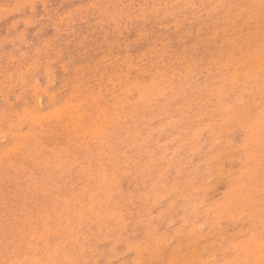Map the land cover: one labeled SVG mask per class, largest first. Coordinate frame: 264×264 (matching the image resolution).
I'll use <instances>...</instances> for the list:
<instances>
[{
  "label": "rangeland",
  "instance_id": "374dc122",
  "mask_svg": "<svg viewBox=\"0 0 264 264\" xmlns=\"http://www.w3.org/2000/svg\"><path fill=\"white\" fill-rule=\"evenodd\" d=\"M115 2L117 4H115ZM142 6H144V7H142ZM75 7L76 8L78 7V9H76ZM244 10H246L247 13ZM256 10H257V12L258 11L259 12L257 13ZM154 11H156L157 14ZM238 11L240 12V14H237ZM145 12H146V14H145ZM250 14H252V15H250ZM263 16H264V0H191V1L190 0H153V1L152 0H143V1L142 0H0V87H1L0 88V92H1V94H0V114H1L0 115L1 116L0 117V120H1L0 121V124H1L0 130H2V132H3V133H1V131H0V134H2V135H0V148H1L0 149V223L3 224V226L0 224V228L2 227V229H0L1 230V232H0V243H1V245H2V242H4L2 245V247H4V248H2L0 245V261L3 258L6 259V260L3 259L2 262H0V264L1 263L7 264V262H9L8 264H14V263L15 264H26V262H27V264H30V262H31V264H33V262H34V264H40V263L41 264H51V263L52 264H77V263L78 264H86V263H88V264H98V263L99 264H115L116 263L117 264L118 261L120 260V258H121V260L119 261L120 264H126V263L127 264H129V263L130 264H133V263L134 264H136V263L140 264L139 262H141V264H147V263L152 264V262H153V264H167V263H169L168 259H170L171 264H178V263L182 264V262L186 263V264H188V263L189 264H207V262H208V264H228V263L229 264H245V263H247L245 261H248L247 264H252V263L253 264H256V263L263 264L264 263V261H263L264 260V257H263L264 254L261 255V253H264V248H263L264 247L263 246L264 245L263 244L264 243V215H263L264 214L263 213L264 212V172H263L264 171V163H263L264 162V158H263V156H264V145H263L264 144V139H263L264 138V133H263V131H264V105H263L264 104V96H263L264 95V75H263V73H264V17ZM252 18H254V19H252ZM224 28H226L227 30L225 29L223 31ZM252 30H253V32H252ZM246 31L249 34L246 33ZM250 31L252 34L250 33ZM256 32H258V33L256 34ZM261 33H262V36H261ZM246 35L247 36L250 35L249 38ZM252 35L254 37V40H253ZM244 36H246V37L244 38ZM196 38H197V40H196ZM181 40H182V42H181ZM201 41H202V43H201ZM232 42L234 44H232ZM235 42H236V46H234ZM245 43H247V44H245ZM230 45H231V47H230ZM223 48H225V49L223 50ZM168 54L171 56L169 57ZM106 55H107V57H106ZM177 55L180 56L181 58L178 57ZM9 56L11 59L9 58ZM174 56L175 57L177 56L178 58L177 57L175 58ZM257 56H258V58H257ZM259 56H262V57L259 58ZM13 57H16V58H13ZM182 57H183V59H182ZM7 59H8V61H7ZM13 59L14 60L17 59V60L14 61ZM98 59H100V60H98ZM9 60H10V62H9ZM11 61H12V65H11ZM125 62L127 65L125 64ZM32 65H33V67H32ZM60 66H62V67H60ZM27 68H29V69H27ZM260 70H261V72H260ZM112 71H114V72L112 73ZM126 72H128V73H126ZM136 72H137V74H136ZM138 72H140V73H138ZM107 73H108V75H107ZM260 73H261V76H260ZM111 74H113L112 78L109 77V75L111 76ZM197 74L199 76H197ZM17 76L19 78H17ZM118 76H120V77H118ZM217 76H219V77H217ZM222 76H223V78H222ZM50 77H51V79H50ZM72 77H73V79H72ZM216 77L218 78V80H215ZM254 77H256V79ZM182 78L185 80L182 81L183 80ZM251 78H254V79H251ZM11 79H12L11 82L8 81ZM100 79H102V80H100ZM22 81H23V84H22ZM76 81H77V83H76ZM217 81H219V82H217ZM20 82L23 86L20 84ZM103 82H104V84H103ZM100 83H102V84H100ZM117 83H118V85H117ZM244 83H246V84H244ZM9 84H10V86H9ZM35 84L37 86H35ZM78 84H79V86H78ZM141 84H143V85L141 86ZM144 84H147V85L145 86ZM235 84H236V87L234 86ZM250 84H251V87H250ZM73 85L75 86L74 88H72ZM96 85H97V87H96ZM188 85H189V87H188ZM252 85H254V87ZM27 86L28 87L32 86V88H33V86L39 87V88L34 89V90L38 89L39 92H38V90L33 91V89L31 87L29 89ZM80 86H81V88H79ZM172 86H174V87H172ZM183 86L186 88H184ZM240 86H242V87H240ZM8 88H10L11 90L9 89V91H8ZM45 88L47 90H45ZM69 88H71V89H69ZM224 88L227 91H225ZM26 89L28 91H26ZM43 89L45 91H47V92L44 91L45 92L44 94L42 91ZM169 89H170V91H169ZM6 90L8 92H6ZM73 90L75 92H73ZM228 90H230V91L232 90V91L230 92ZM233 90H234V92H233ZM239 90H240V92H239ZM2 91H4V94ZM79 91H81V92L79 93ZM216 91H217V94L222 92L221 94H219L220 97H219V95H216ZM27 92L30 95H28ZM178 92H179V94H177ZM227 92L229 93L228 94L229 96L226 95ZM232 92H233V94H232ZM33 93L35 95H31ZM50 93H51V95H49ZM84 93H85V96H84ZM88 93H89V96H88ZM115 93H116V95H115ZM210 93H212V94L210 95ZM41 94H42V96H41ZM45 94L46 95L48 94L49 96H45ZM52 94H54V96H53L54 99L52 98ZM36 95H38V98H36L38 100H36V99L32 100V96H33V98H35L34 96H36ZM92 95H94V96H92ZM50 96H51V98H50ZM161 96H163V97H161ZM171 96H173V97H171ZM256 96H257V98H256ZM48 97L50 98V101L48 100ZM90 97L92 98L93 101H91L89 99ZM164 97L167 98V100ZM217 97H218V99L222 97L223 98V99L221 98L222 101H221V99L216 100ZM26 98H27V100H26ZM126 98L127 99L130 98L133 101H131L130 99L126 100ZM234 98H236V99H234ZM63 99L65 100L66 103L64 102ZM106 99H108L109 101H107ZM168 99H170V100H168ZM258 99H259V101L257 102ZM58 100L61 101L62 103L58 102ZM163 100H165L166 102ZM205 100H207V101H205ZM37 101H38V103H37ZM68 101H70V102H68ZM81 101H83L84 103ZM130 101L132 103L131 105L129 104ZM217 101H218V103H217ZM34 102H35V104H34ZM77 102L81 103V105ZM90 102H92V103L94 102V103L88 104ZM127 102H128V104H126ZM203 102H204V104H203ZM208 102H209V104H208ZM36 103L39 105H37ZM85 103H87V104H85ZM161 103L162 104L164 103L163 107L167 103V105H166L167 107H164V109H163L162 106H160V105H162ZM173 103H175V104H173ZM224 103H226L225 105H227L226 108H224L225 107ZM51 104H52V106H55L54 108L57 111L59 110L58 112L57 111H54V112H56L55 114H57V116H60L61 119L58 117L60 119V121L58 120V118H56L57 116L53 114V110H52L53 107L50 108ZM68 104H69V106H68ZM75 104H76V106H75ZM70 105L73 107H71ZM88 105L93 106V107H90L91 109L92 108L93 109L90 110V108H88L89 107ZM218 105H219V109H218ZM24 106H26V107H24ZM61 106H62V108H61ZM63 106H65L64 107L65 110L69 107L68 108L69 112L67 110L63 111ZM96 106H98V107H96ZM155 106L157 109L155 108ZM157 106L160 107V109ZM70 107H71V110H69ZM74 107H75V110H73ZM77 107L79 109H82V110L85 109L86 111L85 110L84 111L78 110L79 111L78 112L76 110ZM185 107H186V109H185ZM221 107H222V110H220ZM250 107H251V109H250ZM146 108H147V110H146ZM24 109L27 111V113L25 112ZM88 109H89V111H88ZM223 109H225L227 111L225 112V110L223 111ZM11 110L13 113L11 112ZM36 110L38 111V114H37ZM45 110H46V114H42V112L45 113L44 112ZM72 110L76 111V112H74V114H72L73 113ZM117 110H118V112H117ZM240 110H241V112H240ZM14 111H16V114H15L16 116L15 115L13 116V114L15 113ZM47 111H49L50 113ZM70 111L72 112L70 114V117L72 119L69 116H68L69 118L67 117V112L69 114ZM119 111H120L119 115L121 117L118 115ZM133 111H135V112H133ZM162 111L164 113H162ZM29 112H32V113L30 114ZM80 112H82V113L80 114ZM114 112H115V114H114ZM141 112H143L144 114L143 113L141 114ZM21 113L22 114L25 113V114H23L25 116H28L30 114L29 115L30 117L28 116V117L22 118V119H26V121H24V120L22 121V119H20L21 120L20 121L18 118H21V117H18V115L20 114L19 116H21L22 115ZM47 113H49L52 117L50 115H48ZM133 113H134V116H133ZM169 113H171V114H169ZM75 114H79L80 116L78 115V118L81 117L82 119L81 118L79 120H78V118L76 119L77 115L75 116ZM113 114L115 116H113ZM137 114H139V115L137 116ZM151 114H153V115H151ZM229 114H231V115H229ZM6 115L8 116V118ZM36 115H37V117H36ZM44 115L45 116L47 115L46 118L44 117ZM124 115H125V117H124ZM144 115L146 118L144 117ZM163 115H165V116L167 115V116L164 117ZM220 115H222V116H220ZM228 115H229V117H228ZM31 116H33V117H31ZM49 116L51 117V119H49ZM93 116H95V117H93ZM101 116H103V118ZM179 116L181 118H179ZM42 117L44 119H42ZM54 117L57 119L58 122H56V119H54ZM62 117L64 119H62ZM88 117H90V118L88 119ZM128 117H130L132 120ZM149 117H151V120H148ZM225 117H227V118H225ZM258 117L263 119V121L258 120L259 119ZM67 118L69 119V122H68ZM141 118H142V120H141ZM143 118L145 121L143 120ZM174 118H176L177 121H180V119H181V121H180L181 125L179 122L178 123L175 122L176 119H174ZM229 118H231V119H229ZM256 118H257L258 122L261 121V122H259L261 124H259L257 121H255ZM2 119H4V120H2ZM29 119L31 120L32 124L30 121H28ZM34 119H35V121H38V120H40V121H38V123H37V122L33 121ZM120 119H121V121L123 120V122H121ZM136 119H137V121H136ZM222 119H224V120H222ZM46 120L48 121V124H47V122H45ZM70 120H71V124L66 126L67 123L68 124L70 123ZM81 120H82V122H80ZM172 120H174V121H172ZM245 120L246 121L248 120L247 122L250 124L246 123ZM43 121L47 125L44 124ZM49 121H51V122H49ZM74 121L76 122V125L74 124L75 123ZM78 121H79V124H78ZM88 121H90V123ZM254 121L256 123H254ZM11 122H13V123H11ZM52 122H53V124H52ZM61 122L63 123V125ZM64 122L66 124H64ZM136 122L138 123L137 126H135ZM140 122L143 123V124L141 123V125L143 127H141ZM165 122H167V123H165ZM224 122H226V123L224 124ZM3 123L6 124V126L3 125ZM58 123L61 125H59ZM164 123L167 125H164ZM242 123H243V125H242ZM20 124H21V126L19 127L18 125H20ZM50 124H52V125H50ZM72 124L74 125V128H72V126H73ZM168 124H169V126H168ZM176 124H178V125L176 127H174V125H176ZM43 125H45V126L43 127ZM53 125H54V127H53ZM64 125H65V127H68V130H67L68 132L65 130V127H62ZM77 125L80 126V128L83 126L82 128H84V129L81 128L82 130L79 131L80 128L78 127V130H77L76 129ZM91 125H93V127ZM160 125H162V126H160ZM163 125H164V127H166V128H164L165 130L163 129ZM3 126H5V127H3ZM38 126H39V128H38ZM158 126L162 127V128L160 129ZM17 127H18V129H17ZM35 127H37V128H35ZM40 127H41V131H40ZM52 127L54 128V130L52 129ZM59 127L60 128L62 127V129H60ZM89 127L92 129V130L91 129L90 130L93 131L91 133L95 132L93 134L94 136L90 133ZM102 127L104 130L102 129ZM5 128L8 130H6ZM96 128H98V129H96ZM156 128H158V129H156ZM173 128H174V130H173ZM202 128H204V129H202ZM211 128H212V130H211ZM240 128H242V129H240ZM251 128H252V130H251ZM31 129H32V131H30V132H26V133L24 132L25 130L29 131ZM117 129H119V131H117ZM125 129H126V131H125ZM153 129H154L155 133H153L154 132ZM21 130L23 131L22 133L25 134L24 136H22L23 134H21ZM60 130H62V132L63 131L64 132L62 133ZM73 130L75 131V133L77 135L75 133H72ZM192 130H193V132L195 131V133H193ZM210 130H211V132H210ZM18 131H20V132H18ZM96 131L98 132L99 135L97 134ZM136 131H138V132H136ZM217 131H218V133H215ZM219 131H221V132H219ZM11 132H13V133H11ZM47 132H49V133H47ZM50 132H52V133L50 134ZM129 132H130V134H127ZM18 133L21 135L18 136ZM57 133H59V134H57ZM68 133H70V134H68ZM78 133L79 134L82 133V134L79 135ZM83 133H85V134H83ZM86 133L90 134L95 139H93L91 136H89ZM209 133L212 135L210 136ZM214 133L216 136H214ZM10 134H15V135L13 137V135H10ZM29 134H31V135H29ZM65 134H67L66 137H65ZM73 134H75V136ZM119 134H120V136H119ZM147 134L150 135L151 137H149ZM54 135H56V136H54ZM109 135H110L111 139L109 138ZM115 135H116V137H113ZM255 135L257 136L258 139H256ZM70 136H71L72 140L70 139ZM146 136H148V138ZM194 136H196L197 138L195 137L196 138L195 139ZM258 136H260V137H258ZM59 137H60V139H59ZM82 137H84V138H82ZM88 137L89 138L91 137V139H89ZM135 137L136 138L138 137V138L136 139ZM174 137H176V138H174ZM22 138H24V139H22ZM40 138H41V140H40ZM1 139H3V140L1 141ZM46 139L48 140V142ZM113 139L114 140L117 139L116 144H114L115 141H113ZM178 139L180 142L178 141ZM187 139H189V140L187 141ZM193 139L197 143V145H196L197 149L199 147L198 150H196L194 148L195 142L193 141ZM52 140H54V141H52ZM60 140H61V142H60ZM91 140H94V141H91ZM133 140H134V142H133ZM166 140H167V142H166ZM168 140H169V142H168ZM111 141H113L114 145L112 144ZM135 141H136V143H135ZM143 141H145V142H143ZM173 141H175V142H173ZM189 141H190V143H189ZM215 141L219 142V143L217 144ZM72 142H74L75 144ZM80 142H82V143H80ZM91 142H93V143H91ZM108 142L109 143L111 142V144H109ZM184 142H186V143H184ZM202 142H205L206 145L205 144L203 145ZM258 142H259V144H258ZM63 143L68 148L66 146H64ZM161 143L162 144L167 143V144L163 146ZM13 144H17V145L13 146ZM19 144H20L19 148H21V149L18 148ZM83 144H87V145H83ZM98 144H99L100 149L97 146ZM118 144H120V145H118ZM121 144H123V145L121 146ZM130 144H131V146H133V145L134 146L131 148ZM145 144H146V146L148 144V146L146 147ZM184 144L187 147L186 146L183 147ZM200 144L203 145L201 148H200ZM77 145H78V148H77ZM80 145H81V148L79 147ZM82 145L86 146V148L89 146V148H87V150H86V148L85 147L83 148ZM108 145H110V146H108ZM171 145H173V146H171ZM229 145H231V147ZM129 146H130V148H129ZM227 146H229V147L227 148ZM12 147H14L13 150H12ZM15 147H17V148H15ZM73 147H76V148L73 149ZM114 147H115V149H113ZM178 147L180 149H176ZM232 147L234 150H232ZM2 148H3V150H2ZM22 148H23V150H22ZM111 148H112V151L110 150ZM136 148H138V149H136ZM192 148L194 149V151L190 150ZM206 148H207V150H206ZM128 149H130V150H128ZM134 149H136V150H134ZM174 149L176 150V152ZM10 150H12V151L10 152ZM107 150L109 151V153ZM150 150H152V151H150ZM173 150L175 152L174 155L175 154L177 156L179 155L178 157L177 156L175 157L173 155V152H172ZM3 151H5V153ZM7 151H9L10 155ZM91 151H93V152H91ZM94 151L95 152L99 151L98 152L99 154L95 155L97 153H95ZM250 151H251V154L249 153ZM42 152H44V154ZM105 152H107V153H105ZM125 152H126V155L124 154ZM134 152H139V153L137 155V153H134ZM164 152H165V154H168V155H165ZM229 152H231V153H229ZM119 154L120 155L122 154V155L120 156ZM112 155H114L116 158ZM164 155L166 157H164ZM126 156H127L129 161L127 160ZM131 156L133 158H131ZM135 156H139V157H135ZM214 156H215V158L213 159ZM86 157H87V160H86ZM158 157H160V158H158ZM244 157H246L248 159H246ZM117 158H119V160H117ZM161 158H163V159H161ZM185 158H186V161H182V159L185 160ZM114 159L117 161H114ZM176 159H177V161H176ZM123 160H125L124 163H123ZM145 160H147V161L145 162ZM155 160L157 162H155ZM164 160H165V162H164ZM171 160H173L174 162H171ZM239 160H241V161H239ZM247 160H249V161L247 162ZM111 161H112L111 164L107 163V162L110 163ZM135 161H137V163ZM161 161H163V162H161ZM206 161H208V162H206ZM154 162L156 164H154ZM168 162L170 164H167ZM175 162L176 163L178 162V163L176 164ZM184 162H186V164ZM241 162H242V164H241ZM160 163H161V165H160ZM172 163H174V165L176 167L172 166ZM103 164L105 166H103ZM142 164H143V166H142ZM144 164H148L147 165L148 167L146 165L144 166ZM257 164L259 166H257ZM132 166L137 167V168H135L136 170H134L132 168ZM149 166H150L151 170H149L150 169ZM240 166H241V168H240ZM121 167H122V169H121ZM166 167L168 168V170ZM186 167H187V169H186ZM251 167H252V169H251ZM71 168H72V170H71ZM128 168H132V169H128ZM142 168H143V171L146 170L148 172L145 171L142 173ZM146 168H148V169H146ZM163 168H164V170H163ZM113 169H115V170H113ZM118 169L121 171L122 174L120 172L116 171ZM140 169H141V171H139ZM160 169L163 170L165 173H163V171H161ZM165 169L167 170V172ZM183 169H184V172H186V174L182 171ZM198 169H199V171H198ZM256 169H258V170L256 171ZM259 169H261V172ZM88 170H90V171H88ZM125 170L128 173L129 172L130 173L128 174ZM170 170H172L171 171L172 173L170 172ZM102 171L104 172V174H107V175H104ZM131 171H134V172H131ZM137 171L139 172V174H137L138 173ZM176 171L178 174L174 173ZM209 171L211 172V174ZM155 172L157 173V175H155L156 174ZM96 173H98V174H96ZM99 173H102L103 176L99 175ZM240 173L242 174V176H237V175H241ZM253 173L254 174L256 173L257 175L255 174V176H254ZM146 174L148 175V177L146 176ZM158 174L161 175V176H159L160 179H157V178H159ZM123 175H125V176H123ZM126 175H127V177H126ZM235 175H236V178L239 177V178H237V181H236V179H234V180L232 179V178H235ZM251 175H253V177ZM165 176L167 179L164 178ZM102 177H103V180L100 181L102 179ZM118 177H119V179H118ZM130 177H134V178H130ZM142 177H144V178H142ZM155 177H157V178H155ZM229 177L230 178L232 177L231 178L232 180ZM136 178H137V180H136ZM161 178L164 179L165 181L161 180ZM174 178H175V180H174ZM90 179L92 180V182H90L91 181ZM238 179H240V180H238ZM97 180H99V181H97ZM129 180L131 183L128 182ZM139 180H141V181L143 180L142 182L140 181L141 184L138 182ZM155 180H157V181L155 182ZM114 181H115V183H114ZM235 181H236V183H234ZM262 181H263V183H262ZM86 182H87V184H85ZM108 182H110V184ZM166 182H167V184H166ZM102 183H103V185H102ZM148 183H150V184L148 185ZM230 183L231 184L233 183L232 186L229 185ZM96 184H98V185H96ZM105 184H107V185H105ZM113 184H115V185H113ZM136 184L138 185L137 187H135ZM145 184H147V185L145 186ZM142 185H143V187H142ZM164 185L167 188H165ZM98 186H100V187L98 188ZM109 186H110V188H108ZM113 186H116V187H113ZM173 186H174V188L171 189V187H173ZM216 186H217V188H216ZM111 187H113L114 190ZM261 187H263V188L261 189ZM116 188L118 190H116ZM136 188L139 190H137ZM142 188H143V190H141ZM150 188H152V189H150ZM182 188H183V191H182ZM101 189L102 190L105 189V190H103V192H102ZM135 189H136V191H135ZM160 189H162V190H160ZM167 189H168V192H165ZM67 190L70 191V192L68 191L69 194H67L68 193ZM92 190L95 191L93 194L90 193V191L93 192ZM100 190H101V192H100ZM172 190H174V192H172ZM72 191H73V193H72ZM97 191H98V194H97ZM190 191L192 193H190ZM195 191H196V193H195ZM225 191H226V193H225ZM76 193H78V194L76 195ZM87 193L90 194L89 195L90 197L88 196ZM108 193H110V194H108ZM58 194L61 196H59ZM72 194H73V196L74 195L75 196L73 197ZM79 194H80V196H79ZM144 194L146 195V197H150V198H147L148 201L146 200V197H143ZM165 194L169 195V196L165 197ZM94 195H98V196L96 197ZM126 195H127V197H126ZM157 195H158V197L161 195L159 200H158ZM110 196H112V197L110 198ZM183 196H185V197H183ZM103 197L104 198L106 197V198L104 199ZM124 197H126V198H124ZM132 197H133V199H131ZM60 198L62 200H63V198H65L64 199L65 202H62V200ZM73 198H75V199H73ZM234 198H235V200H234ZM77 199L78 200L80 199V200L78 201ZM108 199H109V201H108ZM138 199L140 201L144 200L145 202L144 201H142V202L137 201ZM161 199H163V200H161ZM127 200L128 201L130 200V201L128 202ZM95 201H96V203H94ZM99 201L101 204L97 203ZM199 201L201 202V204ZM214 201H217V202H214ZM247 201L249 204L247 203ZM77 202H79L81 204L79 205ZM152 202L155 204H153ZM211 202H213V203H211ZM240 202H242V203L240 204ZM53 203H54V206H53ZM68 203H69V205H68ZM86 203H87V205H86ZM130 203L131 204L133 203V204L131 205ZM143 203L144 204L146 203L148 206L146 204L144 205ZM158 203H159V205H158ZM161 203H163V204H161ZM168 203L170 205L172 204L171 207H167V206H170V205H168ZM183 203H185V204H183ZM194 203H195V205H198L197 208L194 206ZM206 203H208V204H206ZM112 204L113 205L115 204V205L112 206ZM67 205H68V207H67ZM104 205H105V207H104ZM151 205H153V206H151ZM155 205H157V206H155ZM238 205H239V207H235L236 208L235 209L234 206H238ZM83 206H85V207H83ZM90 206H93V207L91 208ZM146 206L148 208L149 207L150 208L148 209ZM240 206L241 207L243 206V208H241ZM57 207H59V208H57ZM164 207H166V208L161 213V211L164 209ZM60 208H61V210H59ZM64 208H66V209H64ZM123 208L125 210H123ZM170 208L172 209V211L174 213L173 212H171L172 214L170 213V211H171ZM224 208H226V210ZM70 209L73 211H71ZM87 209L88 210L90 209L89 212H91L92 214H90L87 211ZM113 209L116 212L115 214L113 213ZM121 209H122V211H121ZM128 209L130 211H128ZM151 209H152V211H151ZM155 209H156V211H155ZM42 210H43V212H42ZM68 210H70V211H68ZM84 210H85V213H84ZM95 210H97L98 212H96ZM31 211H32V213H31ZM63 211H64V213H63ZM75 211L77 212L78 215L76 214ZM146 211H147V213H146ZM208 211L210 212V214ZM191 212H192V214H191ZM218 212H219V214H218ZM82 213H84V214L82 215ZM143 213H144V216H143ZM207 213L209 215H207ZM41 214H43V216L46 215L45 216L46 218L43 217ZM72 214L73 215L75 214L74 218H72L73 217ZM86 214L88 215V217ZM95 214L96 215L99 214V215L96 216ZM117 214H119V215H117ZM137 214H139V215H137ZM159 214L160 215L162 214V216H160ZM234 214H236V215H234ZM67 215H69V216H67ZM123 215H125V216H123ZM174 215L176 217H174ZM186 215H188V216L190 215V216L187 217ZM94 216H95V218H94ZM138 216H140V217H138ZM158 216L160 217L161 220L157 219V218H159ZM260 216H261V218H260ZM36 217H37V219L39 217L38 222L36 221L37 220ZM49 217H51V220H48V219H50ZM78 217H79V219H78ZM106 217H107V220H106ZM129 217H130L129 220L131 222L127 221ZM155 217H157L156 218L157 221H156ZM179 217L181 218V221L179 219H177ZM15 218H16V220H15ZM111 218H112V220H111ZM142 218H144L146 220H143ZM167 218H169L168 219L169 221L167 220ZM197 218H199V219H197ZM44 219H47V221ZM102 219H103V221H101ZM135 219H137V220H135ZM163 219L167 220L170 223L173 220V222L171 223L172 225L170 223L168 224L167 221H164ZM239 219H240V221H239ZM259 219H261L262 222ZM24 220H26L27 222H31V220H32V222H31V223H33L32 225H34V227L38 228V229H33L34 227H31L32 225L30 223L29 224L27 222L23 223V222H25ZM76 220L80 224L79 223L76 224ZM82 220H85V221H82ZM95 220H97V221L95 222ZM189 220L191 221V223ZM203 220H204V223L202 224ZM14 221H16V222L18 221V222L16 223ZM65 221H68V222L66 223ZM106 221H108V222H106ZM123 221L125 223H123ZM183 221H184L185 225H184ZM7 222H9L8 225H7ZM91 222L93 224H91ZM112 222H114L113 223L114 225L112 224ZM141 222L143 225L141 224ZM213 222L216 223L215 226L213 225ZM43 223H45V224L48 223L49 225L47 224L48 226H46ZM96 223L97 224L99 223V224L97 225ZM101 223H102V225H101ZM14 224H16V226H15L16 228L18 227L17 229H15ZM94 224H95V226H94ZM109 224H110V226H109ZM153 224L154 225L156 224V225L154 226ZM61 225H64V227H62ZM169 225H170V227H169ZM180 225H181V227H180ZM211 225L215 228H212ZM4 226H6V227H4ZM89 226H90V228H89ZM167 226L169 227V229ZM173 226H175L174 230L172 228ZM251 226H252V228H251ZM13 227H14V230L13 229L10 230V228H13ZM47 227H48V229H47ZM111 227L113 228V231H112ZM179 227H180V229H179ZM193 227L194 228L196 227V229H194ZM54 228L56 230H53ZM69 228H71V229H69ZM75 228H76V230H75ZM120 228H122V229L120 230ZM153 228H156V230ZM211 228H212V230H210ZM29 229H31V230H29ZM32 229L34 231L35 230L36 231L34 232ZM89 229L90 230L92 229V230L90 231ZM93 229H95V230L97 229V231H95ZM103 229H105V230H103ZM152 229H153V231H152ZM193 229L195 231L194 233H193ZM40 230L42 231V233L40 232ZM77 230H79V231H77ZM87 230H89V231H87ZM154 230L156 232H154ZM196 230H198V231H196ZM255 230H257V231H255ZM16 231H18V232H16ZM55 231H57L58 236H56ZM98 231H99V233H97ZM100 231H102V232L100 233ZM162 231L163 232L165 231V233H163ZM174 231H175V233H174ZM216 231H218V232H216ZM51 232H53V233L51 234ZM113 232H115V233H113ZM118 232H119V234H121L120 236H119ZM150 232L152 234L153 233L154 234L150 235L151 234ZM171 232H172V235H170ZM243 232H244V234H243ZM31 233L35 234L34 235L35 237ZM45 233L47 235H45ZM63 233H66V234H63ZM54 234H55V236H54ZM114 234H116V235H114ZM206 234H207V236H206ZM241 234L243 236L245 235V237L243 239H242ZM63 235L65 236V238H63ZM154 235H157V236L154 237ZM163 235L165 236L166 240H165V238L161 240V238L164 237ZM30 236L32 238H29ZM40 236H43L44 238L43 237L39 238ZM246 236H248V237H246ZM249 236L250 237L252 236V238L254 237V239L251 238V240H249L250 239ZM37 238H38V240H37ZM95 238H97V240H99V242ZM149 238H151V240ZM155 238H157V239H155ZM227 238H228V240H227ZM25 239L26 240L28 239L27 242L25 241ZM42 239H44V240H42ZM101 239H102V241H101ZM103 239L104 240L106 239V240L104 241ZM146 239H148V240H146ZM154 239H155V243H157V244H155L153 242ZM218 239H219V241H218ZM244 239H245V241H244ZM22 240H24V241H22ZM36 240H37V242H36ZM56 240L57 241L60 240L61 242L65 241V242L61 243L60 241L57 242ZM124 240H125V244H124ZM135 240H137V241L135 242ZM237 240H239V243H236V242H238ZM33 241H35V244ZM150 241H151V244H150ZM161 241L164 245L161 244ZM40 242L42 244L44 243L43 244L44 246ZM70 242H72L74 244L71 243V245H70ZM91 242H92L93 246H91L92 245V244H90ZM240 242H242V243L240 244ZM17 243H19V244H17ZM28 243H29V245H28ZM132 243L134 244V246H131V248L127 247V245L128 246L132 245ZM251 243H253V244L251 245ZM254 243H256V244H254ZM46 244L49 246H45ZM57 244H58V246H56ZM135 244H137L138 246ZM246 244L247 245L249 244L251 246H249V245L247 246ZM261 244H262V246L258 247V245H261ZM124 245L129 249V251H127V248L126 249L124 248L125 247ZM161 245H162V248H161ZM11 246H13V247H11ZM75 246H76V248H75ZM144 246H147V247H144ZM205 246H206V248H205ZM223 246L225 248H223ZM44 247L46 248V249H44V251L46 250V252L48 253V256L42 250ZM113 247L115 250L113 249ZM133 247H135V248H133ZM141 247H142V249H141ZM148 247H150V248H148ZM155 247L157 249L160 248V252H159V250L153 249ZM226 247H227V249H226ZM30 248H32V250ZM37 248H39V249H37ZM49 248H51V249H49ZM68 248L70 250H68ZM103 248H104V251H103ZM143 248L144 249L146 248V249L144 250ZM259 248H262L263 251L259 250ZM4 249H6V250H4ZM54 249H55V252H56V249H58L56 253L53 251ZM87 249H89V250H87ZM240 249H241V251H240ZM251 249H253V250H251ZM33 250L36 252L34 253ZM50 250L53 251L54 253H52ZM73 250L75 251V253H73L74 252ZM94 250H96V252ZM124 250L126 251V253H124ZM130 250H132V251H130ZM135 250H136V252H134ZM155 250L158 251L159 257H161V259L158 257L157 252ZM11 251H12V253H11ZM28 251L29 252L31 251L30 252L31 254H29ZM147 251H151V254H150V252L148 253ZM245 251H248V252H245ZM249 251H251V252H249ZM254 251L257 253L253 255V253H255ZM113 252H114V254H112ZM121 252H123L124 254ZM138 252L140 254L139 257H138ZM145 252H147L148 254ZM10 253L14 257H12ZM17 253H18V257H17ZM50 253H52V255H50ZM82 253H84V254H82ZM143 253H145V254L143 255ZM246 253H247V256H246ZM248 253H249V256H248ZM2 254H3V256H2ZM6 254L7 255L9 254V258L6 256ZM32 254H33V256H32ZM43 254H44L45 258L48 257V259L44 258V260H43V257H44ZM100 254L103 256H101ZM190 254H192V256H189ZM40 255L43 257H41ZM73 255H75V256L73 257ZM152 255L153 256L155 255L156 257L154 256V258H151ZM172 255H174V256L172 257ZM242 255H244V257ZM256 255H258V259L256 258ZM25 256L28 257L29 261L27 260V257H25ZM185 256L186 257L189 256L190 258L192 257V259H190L189 257L186 258ZM206 256H207V258H206ZM237 256H238V258H237ZM110 257L112 258L113 261L111 260ZM113 257L114 258L117 257V258L113 259ZM157 257H158V259H156ZM196 257H198V258H196ZM261 257H263V260ZM19 258H21V259H19ZM39 258L41 259L40 261H39ZM66 258H70V261H69V259H66ZM71 258H72V260H71ZM136 258H138L139 260ZM195 258L197 259V261ZM250 258H251V260H250ZM260 258H261L262 262H260L261 261ZM11 259H13V260H11ZM50 259H52V261L54 263ZM98 259L100 260V262H98L99 261ZM108 259H110V261H109L110 263L108 262ZM150 259L152 260L151 262H150ZM166 259L168 262L166 261ZM174 259L178 260V262L176 260L174 262ZM206 259H208V261ZM212 259L214 260V262H212L213 261ZM244 259H246V260H244ZM34 260H36V261H34ZM114 260H116V261H114ZM50 261H51V263H50ZM56 261H59V262L57 263ZM137 261H139V262H137ZM147 261H149V262H147ZM232 261H233V263H232ZM238 261H240V262H238Z\"/></svg>",
  "mask_w": 264,
  "mask_h": 264
},
{
  "label": "bare ground",
  "instance_id": "6f19581e",
  "mask_svg": "<svg viewBox=\"0 0 264 264\" xmlns=\"http://www.w3.org/2000/svg\"><path fill=\"white\" fill-rule=\"evenodd\" d=\"M142 1H143V0H142ZM152 1H153V0H152ZM190 1H191V0H190ZM61 2H62V1H61ZM111 2H112V1H111ZM119 2H120V1H119ZM181 2H182V1H181ZM218 2H219V1H218ZM250 2H251V1H250ZM261 2H262V1H261ZM92 3H93V2H92ZM184 3H185V2H184ZM259 3H260V2H259ZM90 4H91V3H90ZM94 4H95V3H94ZM104 4H105V3H104ZM115 4H117V3L115 2ZM260 4H261V3H260ZM92 5H93V4H92ZM92 5H91V6H92ZM127 5H128V4H127ZM170 5H171V4H170ZM251 5H252V4H251ZM76 6H77V5H76ZM114 6H115V5H114ZM123 6H124V5H123ZM179 6H180V5H179ZM129 7H130V6H129ZM142 7H144V6H142ZM145 7H146V6H145ZM164 7H165V6H164ZM75 8H76V7H75ZM103 8H104V7H103ZM127 8H128V7H127ZM157 8H158V7H157ZM157 8H156V9H157ZM261 8H262V7H261ZM76 9H78V7H77ZM76 9H75V10H76ZM80 9H81V8H80ZM86 9H87V8H86ZM178 9H179V8H178ZM243 9H244V8H243ZM253 9H254V8H253ZM56 10H57V9H56ZM95 10H96V9H95ZM114 10H115V9H114ZM180 10H181V9H180ZM19 11H20V10H19ZM104 11H105V10H104ZM147 11H148V10H147ZM175 11H176V10H175ZM175 11H174V12H175ZM244 11H246V10H244ZM97 12H98V11H97ZM139 12H140V11H139ZM154 12H156V11H154ZM164 12H165V11H164ZM242 12H243V11H242ZM256 12H257V10H256ZM258 12H259V11H258ZM258 12H257V13H258ZM102 13H103V12H102ZM117 13H118V12H117ZM204 13H205V12H204ZM246 13H247V11H246ZM67 14H68V13H67ZM109 14H110V13H109ZM141 14H142V13H141ZM145 14H146V12H145ZM156 14H157V12H156ZM169 14H170V13H169ZM179 14H180V13H179ZM237 14H240V12L238 11ZM252 14H253V13H252ZM252 14H250V15H252ZM262 14H263V13H262ZM107 15H108V14H107ZM67 16H68V15H67ZM235 16H236V15H235ZM63 17H64V16H63ZM109 17H110V16H109ZM111 17H112V16H111ZM119 17H120V16H119ZM134 17H135V16H134ZM263 17H264V16H263ZM177 18H178V17H177ZM206 18H207V17H206ZM130 19H131V18H130ZM145 19H146V18H145ZM252 19H254V18H252ZM120 20H121V19H120ZM136 20H137V19H136ZM156 20H157V19H156ZM234 20H235V19H234ZM245 20H246V19H245ZM181 21H182V20H181ZM216 22H217V21H216ZM227 22H228V21H227ZM12 23H13V22H12ZM255 23H256V22H255ZM201 24H202V23H201ZM256 24H257V23H256ZM128 26H129V25H128ZM254 26H255V25H254ZM257 26H258V25H257ZM45 28H46V27H45ZM241 28H242V27H241ZM225 29H226V28H224L223 31H224ZM47 30H48V29H47ZM117 30H118V29H117ZM175 30H176V29H175ZM226 30H227V29H226ZM122 31H123V30H122ZM171 31H172V30H171ZM219 31H220V30H219ZM248 31H249V30H248ZM256 31H257V30H256ZM30 32H31V31H30ZM252 32H253V30H252ZM189 33H190V32H189ZM246 33H248V32L246 31ZM246 33H245V34H246ZM250 33H251V31H250ZM257 33H258V32H256V34H257ZM181 34H182V33H181ZM248 34H249V33H248ZM248 34H247V35H248ZM251 34H252V33H251ZM179 35H180V34H179ZM247 35H246V36H247ZM253 35H254V34H253ZM253 35H252V37H253ZM246 36H244V38H245ZM249 36H250V35H249ZM249 36H247V37L249 38ZM254 36H255V35H254ZM258 36H259V35H258ZM261 36H262V33H261ZM39 37H40V36H39ZM179 37H180V36H179ZM183 37H184V36H183ZM217 37H218V36H217ZM221 37H222V36H221ZM236 37H237V36H236ZM136 39H137V38H136ZM198 39H199V38H198ZM246 39H247V38H246ZM251 39H252V38H251ZM159 40H160V39H159ZM179 40H180V39H179ZM196 40H197V38H196ZM236 40H237V39H236ZM238 40H239V39H238ZM248 40H249V39H248ZM248 40H247V41H248ZM253 40H254V37H253ZM262 40H263V39H262ZM108 41H109V40H108ZM175 41H176V40H175ZM247 41H246V42H247ZM115 42H116V41H115ZM135 42H136V41H135ZM181 42H182V40H181ZM204 42H205V41H204ZM229 42H230V41H229ZM108 43H109V42H108ZM128 43H129V42H128ZM132 43H133V42H132ZM164 43H165V42H164ZM201 43H202V41H201ZM207 43H208V42H207ZM207 43H206V44H207ZM226 43H227V42H226ZM247 43H248V42H247ZM247 43H245V44H247ZM43 44H44V43H43ZM117 44H118V43H117ZM126 44H127V43H126ZM134 44H135V43H134ZM232 44H234V43L232 42ZM232 44H231V45H232ZM108 45H109V44H108ZM135 45H136V44H135ZM202 45H203V44H202ZM204 45H205V44H204ZM231 45H230V47H231ZM239 45H240V44H239ZM222 46H223V45H222ZM234 46H236V42H235V45H234ZM88 47H89V46H88ZM237 47H238V46H237ZM247 47H248V46H247ZM157 48H158V47H157ZM262 48H263V47H262ZM35 49H36V48H35ZM119 49H120V48H119ZM224 49H225V48H223V50H224ZM160 50H161V49H160ZM253 50H254V49H253ZM34 52H35V51H34ZM208 52H209V51H208ZM234 52H235V51H234ZM236 52H237V51H236ZM140 53H141V52H140ZM205 53H206V52H205ZM220 53H221V52H220ZM20 54H21V53H20ZM128 54H129V53H128ZM179 54H180V53H179ZM206 54H207V53H206ZM256 54H257V53H256ZM259 54H260V53H259ZM135 55H136V54H135ZM161 55H162V54H161ZM168 55H169V54H168ZM231 55H232V54H231ZM170 56H171V55H169V57H170ZM177 56H178V55H177ZM177 56H176V57H177ZM229 56H230V55H229ZM241 56H242V55H241ZM252 56H253V55H252ZM106 57H107V55H106ZM174 57H175V56H174ZM176 57H175V58H176ZM178 57H180V56H178ZM178 57H177V58H178ZM220 57H221V56H220ZM261 57H262V56H259V58H261ZM9 58H10V56H9ZM13 58H16V57H13ZM93 58H94V57H93ZM117 58H118V57H117ZM180 58H181V57H180ZM189 58H190V57H189ZM257 58H258V56H257ZM10 59H11V58H10ZM173 59H174V58H173ZM182 59H183V57H182ZM191 59H192V58H191ZM13 60H14V59H13ZM16 60H17V59H16ZM16 60H14V61H16ZM95 60H96V59H95ZM98 60H100V59H98ZM113 60H114V59H113ZM188 60H189V59H188ZM195 60H196V59H195ZM7 61H8V59H7ZM169 61H170V60H169ZM174 61H175V60H174ZM225 61H226V60H225ZM9 62H10V60H9ZM145 62H146V61H145ZM171 62H172V61H171ZM180 62H181V61H180ZM246 62H247V61H246ZM17 63H18V62H17ZM80 64H81V63H80ZM84 64H85V63H84ZM125 64H126V62H125ZM136 64H137V63H136ZM224 64H225V63H224ZM224 64H223V65H224ZM261 64H262V63H261ZM4 65H5V64H4ZM8 65H9V64H8ZM11 65H12V61H11ZM19 65H20V64H19ZM35 65H36V64H35ZM126 65H127V64H126ZM226 65H227V64H226ZM6 66H7V65H6ZM128 66H129V65H128ZM228 66H229V65H228ZM231 66H232V65H231ZM32 67H33V65H32ZM32 67H31V68H32ZM60 67H62V66H60ZM73 67H74V66H73ZM98 67H99V66H98ZM130 67H131V66H130ZM167 67H168V66H167ZM226 67H227V66H226ZM226 67H225V68H226ZM252 67H253V66H252ZM13 68H14V67H13ZM47 68H48V67H47ZM137 68H138V67H137ZM168 68H169V67H168ZM223 68H224V67H223ZM27 69H29V68H27ZM27 69H26V70H27ZM115 69H116V68H115ZM135 69H136V68H135ZM159 69H160V68H159ZM166 69H167V68H166ZM170 69H171V68H170ZM220 69H221V68H220ZM227 69H228V68H227ZM47 70H48V69H47ZM47 70H46V71H47ZM171 70H172V69H171ZM189 70H190V69H189ZM48 71H49V70H48ZM113 72H114V71H112V73H113ZM156 72H157V71H156ZM187 72H188V71H187ZM192 72H193V71H192ZM219 72H220V71H219ZM260 72H261V70H260ZM10 73H11V72H10ZM24 73H25V72H24ZM126 73H128V72H126ZM138 73H140V72H138ZM195 73H196V72H195ZM46 74H47V73H46ZM114 74H115V73H114ZM117 74H118V73H117ZM117 74H116V75H117ZM136 74H137V72H136ZM159 74H160V73H159ZM172 74H173V73H172ZM187 74H188V73H187ZM193 74H194V73H193ZM237 74H238V73H237ZM250 74H251V73H250ZM257 74H258V73H257ZM107 75H108V73H107ZM112 75H113V74H111V76L109 75V77L112 78V77H113ZM119 75H120V74H119ZM258 75H259V74H258ZM263 75H264V73H263ZM263 75H262V76H263ZM19 76H20V75H19ZM114 76H115V75H114ZM194 76H195V75H194ZM197 76H199V75L197 74ZM205 76H206V75H205ZM250 76H251V75H250ZM250 76H249V77H250ZM260 76H261V73H260ZM82 77H83V76H82ZM118 77H120V76H118ZM126 77H127V76H126ZM129 77H130V76H129ZM217 77H219V76H217ZM217 77H216L215 80H218ZM225 77H226V76H225ZM17 78H19V77L17 76ZM105 78H106V77H105ZM183 78H184V77H183ZM183 78H182V79H183ZM222 78H223V76H222ZM254 78L256 79V77H254ZM254 78H251V79H254ZM3 79H4V78H3ZM20 79H21V78H20ZM48 79H49V78H48ZM50 79H51V77H50ZM72 79H73V77H72ZM74 79H75V78H74ZM108 79H109V78H108ZM108 79H107V80H108ZM116 79H117V78H116ZM140 79H141V78H140ZM180 79H181V78H180ZM225 79H226V78H225ZM257 79H258V78H257ZM262 79H263V78H262ZM97 80H98V79H97ZM100 80H102V79H100ZM112 80H113V79H112ZM125 80H126V79H125ZM178 80H179V79H178ZM184 80H185V79H183L182 81H184ZM219 80H220V79H219ZM249 80H250V79H249ZM249 80H248V81H249ZM4 81H5V80H4ZM8 81L11 82L12 79H11V80H8ZM17 81H18V80H17ZM17 81H16V82H17ZM19 81H20V80H19ZM73 81H74V80H73ZM114 81H115V80H114ZM166 81H167V80H166ZM193 81H194V80H193ZM250 81H251V80H250ZM68 82H69V81H68ZM89 82H90V81H89ZM109 82H110V81H109ZM203 82H204V81H203ZM207 82H208V81H207ZM217 82H219V81H217ZM252 82H253V81H252ZM256 82H257V81H256ZM12 83H13V82H12ZM53 83H54V82H53ZM53 83H52V84H53ZM76 83H77V81H76ZM132 83H133V82H132ZM204 83H205V82H204ZM20 84H21V82H20ZM22 84H23V81H22ZM22 84H21V85H22ZM33 84H34V83H33ZM33 84H32V85H33ZM83 84H84V83H83ZM88 84H89V83H88ZM100 84H102V83H100ZM103 84H104V82H103ZM130 84H131V83H130ZM178 84H179V83H178ZM238 84H239V83H238ZM244 84H246V83H244ZM244 84H243V85H244ZM255 84H256V83H255ZM5 85H6V84H5ZM25 85H26V84H25ZM97 85H98V84H97ZM97 85H96V87H97ZM105 85H106V84H105ZM115 85H116V84H115ZM117 85H118V83H117ZM142 85H143V84H141V86H142ZM144 85L146 86L147 84H144ZM186 85H187V84H186ZM195 85H196V84H195ZM231 85H232V84H231ZM258 85H259V84H258ZM9 86H10V84H9ZM19 86H20V85H19ZM22 86H23V85H22ZM35 86H37V85L35 84ZM78 86H79V84H78ZM174 86H175V85H174ZM174 86H172V87H174ZM234 86L236 87V84H235ZM234 86H233V87H234ZM252 86L254 87V85H252ZM27 87H28V86H27ZM30 87L32 88V86H30ZM30 87H28V88L30 89ZM69 87H70V86H69ZM71 87H72V86H71ZM74 87H75V86L73 85L72 88H74ZM89 87H90V86H89ZM114 87H115V86H114ZM172 87H171V88H172ZM183 87H184V86H183ZM188 87H189V85H188ZM195 87H196V86H195ZM240 87H242V86H240ZM250 87H251V84H250ZM0 88H1V87H0ZM36 88H39V87H34V86H33V88H32L33 91H37L38 89H37V90H34V89H36ZM77 88H78V87H77ZM79 88H81V86H80ZM79 88H78V89H79ZM184 88H186V87H184ZM226 88H227V87H226ZM229 88H230V87H229ZM243 88H244V87H243ZM5 89H6V88H5ZM9 89H10V88H8V91H9ZM69 89H71V88H69ZM84 89H85V88H84ZM233 89H234V88H233ZM10 90H11V89H10ZM45 90H47V89L45 88ZM45 90H44V89L42 90V91H43V94H44L45 92H47V91H45ZM88 90H89V89H88ZM88 90H87V91H88ZM98 90H99V89H98ZM114 90H115V89H114ZM224 90H225V88H224ZM224 90H223V91H224ZM235 90H236V89H235ZM260 90H261V89H260ZM8 91L6 90V92H8ZM24 91H25V90H24ZM26 91H28V90L26 89ZM33 91H32V92H33ZM44 91H45V92H44ZM57 91H58V90H57ZM70 91H71V90H70ZM109 91H110V90H109ZM169 91H170V89H169ZM172 91H173V90H172ZM225 91H227V90H225ZM228 91H230V90H228ZM231 91H232V90H231ZM231 91H230V92H231ZM2 92H3V94H4V91H2ZM20 92H21V91H20ZM38 92H39V90H38ZM38 92H37V93H38ZM55 92H56V91H55ZM73 92H75V91L73 90ZM80 92H81V91H79V93H80ZM88 92H89V91H88ZM126 92H127V91H126ZM173 92H174V91H173ZM194 92H195V91H194ZM233 92H234V90H233ZM233 92H232V94H233ZM239 92H240V90H239ZM253 92H254V91H253ZM27 93H28V92H27ZM48 93H49V92H48ZM53 93H54V92H53ZM56 93H57V92H56ZM221 93H222V92H221ZM221 93H219V94H221ZM224 93H225V92H224ZM241 93H242V92H241ZM0 94H1V92H0ZM69 94H70V93H69ZM71 94H72V93H71ZM98 94H99V93H98ZM101 94H102V93H101ZM142 94H143V93H142ZM177 94H179V92H178ZM211 94H212V93H210V95H211ZM219 94H217V91H216V95H219ZM228 94H229V93L227 92L226 95L229 96ZM230 94H231V93H230ZM28 95H30V94L28 93ZM31 95H35V94L33 93V94H31ZM49 95H51V93H50ZM49 95H48V94H47V95L45 94V96H49ZM90 95H91V94H90ZM115 95H116V93H115ZM174 95H175V94H174ZM181 95H182V94H181ZM210 95H209V96H210ZM3 96H4V95H3ZM41 96H42V94H41ZM43 96H44V95H43ZM53 96H54V94H52V98H53ZM69 96H70V95H69ZM84 96H85V93H84ZM88 96H89V93H88ZM92 96H94V95H92ZM117 96H118V95H117ZM117 96H116V97H117ZM121 96H122V95H121ZM222 96H223V95H222ZM263 96H264V95H263ZM34 97H35V98H33V96H32V100L38 98V95H36V96H34ZM56 97H57V96H56ZM161 97H163V96H161ZM171 97H173V96H171ZM183 97H184V96H183ZM210 97H211V96H210ZM219 97H220V95H219ZM27 98H28V97H27ZM27 98H26V100H27ZM39 98H40V97H39ZM50 98H51V96H50ZM50 98L48 97V100H49V101H50ZM87 98H88V97H87ZM97 98H98V97H97ZM124 98H125V97H124ZM159 98H160V97H159ZM164 98H165V97H164ZM169 98H170V97H169ZM214 98H215V97H214ZM221 98H222V97H221ZM221 98L218 99V97H217L216 100H220ZM256 98H257V96H256ZM260 98H261V97H260ZM43 99H44V98H43ZM53 99H54V98H53ZM59 99H60V98H59ZM79 99H80V98H79ZM82 99H83V98H82ZM89 99H90L91 101H93L91 97H90ZM128 99H130V98H128ZM128 99L126 98V100H128ZM165 99L167 100V98H165ZM171 99H172V98H171ZM207 99H208V98H207ZM222 99H223V98H222ZM222 99H221V101H222ZM234 99H236V98H234ZM36 100H38V99H36ZM63 100H64V99H63ZM106 100L109 101L108 99H106ZM130 100L133 101L132 99H130ZM141 100H142V99H141ZM168 100H170V99H168ZM226 100H227V99H226ZM226 100H225V101H226ZM43 101H44V100H43ZM51 101H52V100H51ZM88 101H89V100H88ZM98 101H99V100H98ZM131 101H130V103H129L130 105L132 104ZM163 101H165V100H163ZM205 101H207V100H205ZM205 101H204V102H205ZM243 101H244V100H243ZM258 101H259V99L257 100V102H258ZM16 102H17V101H16ZM27 102H28V101H27ZM30 102H31V101H30ZM58 102H61V101L58 100ZM64 102H65V100H64ZM64 102H63V103H64ZM68 102H70V101H68ZM81 102H83V101H81ZM85 102H86V101H85ZM113 102H114V101H113ZM124 102H125V101H124ZM165 102H166V101H165ZM204 102H203V104H204ZM229 102H230V101H229ZM37 103H38V101H37ZM37 103H36V104H37ZM61 103H62V102H61ZM65 103H66V102H65ZM77 103H79V102H77ZM83 103H84V102H83ZM93 103H94V102H93ZM93 103L90 102V103H88V104H93ZM217 103H218V101H217ZM259 103H260V102H259ZM259 103H258V104H259ZM34 104H35V102H34ZM48 104H49V103H48ZM79 104L81 105V103H79ZM85 104H87V103H85ZM85 104H84V105H85ZM95 104H96V103H95ZM101 104H102V103H101ZM126 104H128V102H127ZM140 104H141V103H140ZM156 104H157V103H156ZM161 104H162V103H161ZM173 104H175V103H173ZM173 104H172V105H173ZM189 104H190V103H189ZM208 104H209V102H208ZM225 104H226V103H224V106H225V107L223 106L224 108L227 107V105H225ZM37 105H39V104H37ZM55 105H56V104H55ZM64 105H65V104H64ZM73 105H74V104H73ZM96 105H97V104H96ZM105 105H106V104H105ZM152 105H153V104H152ZM158 105H159V104H158ZM163 105H164V103H163L162 105H160V106H162L163 109H164V107H167V106H166L167 103L165 104L164 107H163ZM205 105H206V104H205ZM220 105H221V104H220ZM240 105H241V104H240ZM263 105H264V104H263ZM59 106H60V105H59ZM66 106H67V105H66ZM68 106H69V104H68ZM70 106H71V105H70ZM75 106H76V104H75ZM88 106H89V105H88ZM112 106H113V105H112ZM120 106H121V105H120ZM169 106H170V105H169ZM203 106H204V105H203ZM203 106H202V107H203ZM247 106H248V105H247ZM249 106H250V105H249ZM255 106H256V105H255ZM24 107H26V106H24ZM51 107H53V108H52V110H53V114L57 116V114H55L56 112H54V111H57V110L54 108L55 106H52V104H51V105H50V108H51ZM64 107H65V106H63V111L65 110ZM71 107H73V106H71ZM71 107H70L69 110H71ZM82 107H83V106H82ZM90 107H93V106H89L88 108H90ZM94 107H95V106H94ZM96 107H98V106H96ZM128 107H129V106H128ZM151 107H152V106H151ZM157 107H158V106H157ZM173 107H174V106H173ZM233 107H234V106H233ZM61 108H62V106H61ZM61 108H60V109H61ZM66 108H67V107H66ZM68 108H69V107H68ZM68 108L66 109L67 111H68ZM77 108H78V107H77ZM77 108H76L77 111H78V110H82V109H79V108L77 109ZM104 108H105V107H104ZM143 108H144V107H143ZM147 108H148V107H147ZM147 108H146V110H147ZM155 108H156V106H155ZM158 108L160 109V107H158ZM20 109H21V108H20ZM38 109H39V108H38ZM48 109H49V108H48ZM54 109H55V110H54ZM72 109H73V108H72ZM86 109H87V108H86ZM92 109H93V108H92ZM92 109L90 108V110H92ZM102 109H103V108H102ZM132 109H133V108H132ZM150 109H151V108H150ZM156 109H157V108H156ZM169 109H170V108H169ZM169 109H168V110H169ZM185 109H186V107H185ZM209 109H210V108H209ZM218 109H219V105H218ZM250 109H251V107H250ZM24 110H25V109H24ZM40 110H41V109H40ZM50 110H51V109H50ZM61 110H62V109H61ZM66 110H65V111H66ZM73 110H75V107H74ZM73 110H72V111H73ZM84 110H85V109H84ZM84 110H82V111H84ZM112 110H113V109H112ZM119 110H120V109H119ZM161 110H162V109H161ZM172 110H173V109H172ZM220 110H222V107H221ZM224 110H225V109H223V111H224ZM22 111H23V110H22ZM58 111H59V110H58ZM58 111H57V112H58ZM85 111H86V110H85ZM88 111H89V109H88ZM108 111H109V110H108ZM144 111H145V110H144ZM153 111H154V110H153ZM158 111H159V110H158ZM226 111H227V110H225V112H226ZM11 112H12V110H11ZM14 112H15V113L13 114V116L16 114V111H14ZM25 112L27 113L26 110H25ZM36 112H37V114H38V111H37V110H36ZM39 112H40V111H39ZM44 112H45V113L42 112V114H46V110H45ZM47 112H49V111H47ZM68 112H69V111H68ZM68 112H67V117H68V116L70 117V114H71L72 112L70 111L69 114H68ZM74 112H76V111H73L72 114H74ZM78 112H79V111H78ZM117 112H118V110H117ZM130 112H131V111H130ZM133 112H135V111H133ZM146 112H147V111H146ZM159 112H160V111H159ZM168 112H169V111H168ZM231 112H232V111H231ZM240 112H241V110H240ZM12 113H13V112H12ZM17 113H18V112H17ZM29 113L31 114L32 112H29ZM29 113H28V114H29ZM49 113H50V112H49ZM49 113H47V114L50 115ZM64 113H65V112H64ZM81 113H82V112H80V114H81ZM99 113H100V112H99ZM124 113H125V112H124ZM137 113H138V112H137ZM142 113H143V112H141V114H142ZM148 113H149V112H148ZM152 113H153V112H152ZM162 113H164V112L162 111ZM223 113H224V112H223ZM21 114H22V113H21ZM23 114H25V113H23ZM23 114H22L21 116H19L20 114L18 115V117H21V118H18L19 120L22 119V118L28 117V116L30 115V114H29L28 116H25V115H23ZM58 114H59V113H58ZM102 114H103V113H102ZM114 114H115V112H114ZM114 114H113V116H115ZM116 114H117V113H116ZM119 114H120V111H119L118 115H119ZM128 114H129V113H128ZM143 114H144V113H143ZM169 114H171V113H169ZM0 115H1V114H0ZM32 115H33V114H32ZM62 115H63V114H62ZM64 115H65V114H64ZM76 115H77V117H76V119H77L79 114H75V116H76ZM94 115H95V114H94ZM118 115H117V116H118ZM135 115H136V114H135ZM138 115H139V114H137V116H138ZM151 115H153V114H151ZM154 115H155V114H154ZM179 115H180V114H179ZM188 115H189V114H188ZM224 115H225V114H224ZM226 115H227V114H226ZM229 115H231V114H229ZM229 115H228V117H229ZM6 116H7V115H6ZM15 116H16V115H15ZM33 116H34V115H33ZM33 116H31V117H33ZM38 116H39V115H38ZM46 116H47V115H46ZM46 116L44 115L45 118H46ZM50 116H51V115H50ZM50 116H49V119H51V117H52V116H51V117H50ZM79 116H80V115H79ZM83 116H84V115H83ZM98 116H99V115H98ZM119 116H120V115H119ZM129 116H130V115H129ZM133 116H134V113H133ZM163 116L166 117L167 115H166V116L163 115ZM169 116H170V115H169ZM191 116H192V115H191ZM220 116H222V115H220ZM0 117H1V116H0ZM3 117H4V116H3ZM3 117H2V118H3ZM9 117H10V116H9ZM29 117H30V116H29ZM34 117H35V116H34ZM36 117H37V115H36ZM40 117H41V116H40ZM58 117L60 118V116H57L56 118H58ZM69 117H68V118H69ZM93 117H95V116H93ZM93 117H92V118H93ZM101 117L103 118V116H101ZM120 117H121V116H120ZM124 117H125V115H124ZM131 117H132V116H131ZM135 117H136V116H135ZM135 117H134V118H135ZM144 117H145V115H144ZM151 117H152V116H151ZM151 117H149L150 119L148 118V120H151ZM186 117H187V116H186ZM245 117H246V116H245ZM251 117H252V116H251ZM4 118H5V117H4ZM7 118H8V116H7ZM13 118H14V117H13ZM56 118L54 117V119H56ZM59 118H58V120L60 121L61 118H60V119H59ZM68 118H67V120H68V122H69V119H68ZM70 118H71V117H70ZM73 118H74V117H73ZM80 118H81V117H80ZM80 118H78V120H79ZM86 118H87V117H86ZM89 118H90V117H88V119H89ZM112 118H113V117H112ZM128 118H130V117H128ZM138 118H139V117H138ZM145 118H146V117H145ZM179 118H181V117L179 116ZM225 118H227V117H225ZM225 118H224V119H225ZM248 118H249V117H248ZM258 118H259L258 120L263 121V119H261L260 117H258ZM262 118H263V117H262ZM30 119H31V118H30ZM30 119H29L28 121L31 122ZM35 119H36V118H35ZM35 119H34L33 121H35ZM42 119H44V118L42 117ZM62 119H64V118L62 117ZM71 119H72V118H71ZM76 119H75V120H76ZM81 119H82V118H81ZM93 119H94V118H93ZM96 119H97V118H96ZM117 119H118V118H117ZM130 119H131V118H130ZM174 119H176V118H174ZM218 119H219V118H218ZM220 119H221V118H220ZM224 119H222V120H224ZM229 119H231V118H229ZM229 119H228V120H229ZM2 120H4V119H2ZM23 120L26 121V119H22V121H23ZM67 120H66V121H67ZM91 120H92V119H91ZM94 120H95V119H94ZM114 120H115V119H114ZM131 120H132V119H131ZM131 120H130V121H131ZM133 120H134V119H133ZM141 120H142V118H141ZM143 120H144V118H143ZM153 120H154V119H153ZM222 120H221V121H222ZM254 120H255V119H254ZM0 121H1V120H0ZM9 121H10V120H9ZM12 121H13V120H12ZM20 121H21V120H20ZM28 121H27V122H28ZM38 121H40V120H38ZM38 121H35V122L38 123ZM52 121H53V120H52ZM66 121H65V122H66ZM118 121H119V120H118ZM120 121H121V119H120ZM120 121H119V122H120ZM127 121H128V120H127ZM136 121H137V119H136ZM144 121H145V120H144ZM146 121H147V120H146ZM154 121H155V120H154ZM154 121H153V122H154ZM172 121H174V120H172ZM180 121H181V119H180ZM180 121H177V119L175 120V122H177V123H178V122L180 123ZM230 121H231V120H230ZM245 121H246V120H245ZM247 121H248V120H247ZM247 121H246V123H248ZM255 121H257V118H256ZM255 121H254V123H256ZM261 121H259V122H261ZM17 122H18V121H17ZM27 122H26V123H27ZM41 122H42V121H41ZM45 122H47V124H48V121H47V120H46ZM49 122H51V121H49ZM53 122H54V121H53ZM53 122H52V124H53ZM56 122H58L57 119H56ZM56 122H55V123H56ZM62 122H63V121H62ZM62 122H61V123H62ZM65 122H64V124H66ZM72 122H73V121H72ZM74 122H75V121H74ZM80 122H82V120H81ZM85 122H86V121H85ZM88 122L90 123V121H88ZM121 122H123V120H122ZM149 122H150V121H149ZM240 122H241V121H240ZM257 122H258V121H257ZM259 122H258V123H259ZM1 123H2V122H1ZM9 123H10V122H9ZM11 123H13V122H11ZM23 123H24V122H23ZM33 123H34V122H33ZM37 123H36V124H37ZM43 123H44V121H43ZM55 123H54V124H55ZM95 123H96V122H95ZM141 123H142V122H140V125H141ZM151 123H152V122H151ZM165 123H167V122H165ZM165 123H164V125H167V124H165ZM169 123H170V122H169ZM173 123H174V122H173ZM220 123H221V122H220ZM225 123H226V122H224V124H225ZM238 123H239V122H238ZM21 124H22V123H21ZM21 124L18 125V126L20 127ZM31 124H32V122H31ZM31 124H30V125H31ZM34 124H35V123H34ZM44 124H46V123H44ZM47 124H46V125H47ZM52 124H50V125H52ZM58 124H59V123H58ZM70 124H71V120H70V123H69V124H68V123L66 124V126H67V125H70ZM74 124L76 125V122H75ZM78 124H79V121H78ZM137 124H138V123L136 122L135 126H137ZM142 124H143V123H142ZM161 124H162V123H161ZM174 124H175V123H174ZM227 124H228V123H227ZM234 124H235V123H234ZM248 124H250V123H248ZM259 124H261V123H259ZM0 125H1V124H0ZM3 125L6 126V124H4V123H3ZM23 125H24V124H23ZM50 125H49V126H50ZM59 125H61V124H59ZM62 125H63V123H62ZM72 125H73V124H72ZM72 125H71V126H72ZM88 125H89V124H88ZM96 125H97V124H96ZM148 125H149V124H148ZM164 125H163V129L166 128V127H164ZM177 125H178V124L174 125V127H176ZM180 125H181V123H180ZM210 125H211V124H210ZM242 125H243V123H242ZM5 126H3V127H5ZM12 126H13V125H12ZM28 126H29V125H28ZM41 126H42V125H41ZM44 126H45V125H43V127H44ZM81 126H82V125H81ZM91 126L93 127V125H91ZM94 126H95V125H94ZM160 126H162V125H160ZM168 126H169V124H168ZM207 126H208V125H207ZM230 126H231V125H230ZM32 127H33V126H32ZM53 127H54V125H53ZM53 127H52V129L54 130ZM62 127H65V125L62 126ZM62 127H61V128L59 127V128L62 129ZM76 127H77V128H76ZM76 127H75V128H76L77 130H78V127L80 128V126H78V125H77ZM82 127H83V126H82ZM82 127H81V128H82ZM130 127H131V126H130ZM133 127H134V126H133ZM141 127H143V126L141 125ZM158 127H159V126H158ZM205 127H206V126H205ZM28 128H29V127H28ZM35 128H37V127H35ZM38 128H39V126H38ZM55 128H56V127H55ZM66 128H67V129H66ZM69 128H70V127H69ZM72 128H74V125L72 126ZM72 128H71V129H72ZM81 128H80L79 131H81L82 129H84V128H82V129H81ZM85 128H86V127H85ZM106 128H107V127H106ZM144 128H145V127H144ZM159 128L161 129L162 127H159ZM188 128H189V127H188ZM223 128H224V127H223ZM2 129H3V128H2ZM5 129H6V128H5ZM17 129H18V127H17ZM24 129H25V128H24ZM47 129H48V128H47ZM56 129H57V128H56ZM56 129H55V130H56ZM90 129H91V128L89 127V130H90ZM96 129H98V128H96ZM102 129H103V127H102ZM112 129H113V128H112ZM135 129H136V128H135ZM156 129H158V128H156ZM175 129H176V128H175ZM202 129H204V128H202ZM240 129H242V128H240ZM6 130H8V129H6ZM13 130H14V129H13ZM65 130L67 131V130H68V127H65ZM85 130H86V129H85ZM91 130H92V129H91ZM91 130H90V133L93 132V131H91ZM93 130H94V129H93ZM103 130H104V129H103ZM103 130H102V131H103ZM164 130H165V129H164ZM173 130H174V128H173ZM193 130H194V129H193ZM193 130H192V132H193ZM206 130H207V129H206ZM211 130H212V128H211ZM211 130H210V132H211ZM251 130H252V128H251ZM0 131H1V133H3L2 130H0ZM30 131H32V129L29 130V131H26V130H25L24 132L26 133V132H30ZM40 131H41V127H40ZM60 131L62 132V130H60ZM60 131H59V132H60ZM86 131H87V130H86ZM86 131H85V132H86ZM94 131H95V130H94ZM117 131H119V129H117ZM122 131H123V130H122ZM125 131H126V129H125ZM150 131H151V130H150ZM153 131H154V129H153ZM157 131H158V130H157ZM188 131H189V130H188ZM244 131H245V130H244ZM262 131H263V130H262ZM18 132H20V131H18ZM22 132H23V131L21 130V134H23ZM63 132H64V131H63ZM63 132H62V133H63ZM67 132H68V131H67ZM77 132H78V131H77ZM88 132H89V131H88ZM96 132H97V131H96ZM100 132H101V131H100ZM103 132H104V131H103ZM133 132H134V131H133ZM136 132H138V131H136ZM164 132H165V131H164ZM219 132H221V131H219ZM223 132H224V131H223ZM233 132H234V131H233ZM11 133H13V132H11ZM15 133H16V132H15ZM47 133H49V132H47ZM51 133H52V132H50V134H51ZM72 133H75V131L73 130ZM72 133H71V134H72ZM94 133H95V132H94ZM94 133H91V134L93 135ZM125 133H126V132H125ZM153 133H155V131H154ZM170 133H171V132H170ZM179 133H180V132H179ZM193 133H195V131H194ZM215 133H218V131L215 132ZM215 133H214V136H216ZM255 133H256V132H255ZM263 133H264V131H263ZM21 134L18 133V136L21 135ZM27 134H28V133H27ZM27 134H26V135H27ZM57 134H59V133H57ZM68 134H70V133H68ZM75 134H76V133H75ZM75 134H73V135L75 136ZM78 134H79V133H78ZM81 134H82V133H81ZM81 134H79V135H81ZM83 134H85V133H83ZM86 134H88V133H86ZM97 134H98V132H97ZM97 134H96V135H97ZM110 134H111V133H110ZM127 134H130V132L127 133ZM150 134H151V133H150ZM161 134H162V133H161ZM188 134H189V133H188ZM209 134H210V133H209ZM259 134H260V133H259ZM0 135H2V134H0ZM10 135H13V137H14L15 134H10ZM10 135H9V136H10ZM24 135H25V134H23L22 136H24ZM29 135H31V134H29ZM29 135H28V136H29ZM52 135H53V134H52ZM66 135H67V134H65V137H66ZM76 135H77V134H76ZM88 135L91 136L90 134H88ZM98 135H99V134H98ZM98 135H97V136H98ZM147 135H148V134H147ZM153 135H154V134H153ZM166 135H167V134H166ZM195 135H196V134H195ZM211 135H212V134H210V136H211ZM222 135H223V134H222ZM49 136H50V135H49ZM54 136H56V135H54ZM58 136H59V135H58ZM93 136H94V135H93ZM100 136H101V135H100ZM111 136H112V135H111ZM119 136H120V134H119ZM129 136H130V135H129ZM148 136L151 137L150 135H148ZM148 136H146V137L148 138ZM188 136H189V135H188ZM192 136H193V135H192ZM200 136H201V135H200ZM244 136H245V135H244ZM255 136H256V135H255ZM11 137H12V136H11ZM29 137H30V136H29ZM43 137H44V136H43ZM91 137H92V136H91ZM91 137H90V138L88 137V138L91 139ZM113 137H116V135L113 136ZM131 137H132V136H131ZM190 137H191V136H190ZM195 137H196V136H194V138H195ZM252 137H253V136H252ZM258 137H260V136H258ZM44 138H45V137H44ZM54 138H55V137H54ZM54 138H53V139H54ZM67 138H68V137H67ZM67 138H66V139H67ZM82 138H84V137H82ZM88 138H87V139H88ZM92 138H93V137H92ZM100 138H101V137H100ZM100 138H99V139H100ZM109 138H110V135H109ZM122 138H123V137H122ZM135 138H136V137H135ZM137 138H138V137H137ZM137 138H136V139H137ZM143 138H144V137H143ZM174 138H176V137H174ZM174 138H173V139H174ZM179 138H180V137H179ZM185 138H186V137H185ZM196 138H197V137H196ZM196 138H195V139H196ZM199 138H200V137H199ZM199 138H198V139H199ZM204 138H205V137H204ZM241 138H242V137H241ZM22 139H24V138H22ZM48 139H49V138H48ZM51 139H52V138H51ZM59 139H60V137H59ZM68 139H69V138H68ZM70 139H71V136H70ZM93 139H95V138H93ZM96 139H97V138H96ZM110 139H111V138H110ZM114 139H115V138H114ZM114 139H113V141H115L114 144H116V143H117V142H116L117 139H116V140H114ZM136 139H135V140H136ZM171 139H172V138H171ZM190 139H191V138H190ZM198 139H197V140H198ZM256 139H258L257 136H256ZM259 139H260V138H259ZM261 139H262V138H261ZM263 139H264V138H263ZM2 140H3V139H1V141H2ZM40 140H41V138H40ZM46 140H47V139H46ZM56 140H57V139H56ZM71 140H72V139H71ZM73 140H74V139H73ZM75 140H76V139H75ZM126 140H127V139H126ZM142 140H143V139H142ZM175 140H176V139H175ZM185 140H186V139H185ZM188 140H189V139H187V141H188ZM200 140H201V139H200ZM203 140H204V139H203ZM242 140H243V139H242ZM15 141H16V140H15ZM18 141H19V140H18ZM18 141H17V142H18ZM44 141H45V140H44ZM52 141H54V140H52ZM78 141H79V140H78ZM91 141H94V140H91ZM113 141H111L112 144H113ZM119 141H120V140H119ZM130 141H131V140H130ZM140 141H141V140H140ZM178 141H179V139H178ZM183 141H184V140H183ZM193 141H194V139H193ZM243 141H244V140H243ZM4 142H5V141H4ZM23 142H24V141H23ZM47 142H48V140H47ZM60 142H61V140H60ZM65 142H66V141H65ZM86 142H87V141H86ZM98 142H99V141H98ZM100 142H101V141H100ZM105 142H106V141H105ZM111 142H110V143L108 142V143L111 144ZM133 142H134V140H133ZM143 142H145V141H143ZM157 142H158V141H157ZM166 142H167V140H166ZM168 142H169V140H168ZM173 142H175V141H173ZM179 142H180V141H179ZM181 142H182V141H181ZM191 142H192V141H191ZM194 142H195V141H194ZM197 142H198V141H197ZM199 142H200V141H199ZM215 142H216V141H215ZM13 143H14V142H13ZM24 143H25V142H24ZM45 143H46V142H45ZM50 143H51V142H50ZM72 143H74V142H72ZM80 143H82V142H80ZM91 143H93V142H91ZM102 143H103V142H102ZM126 143H127V142H126ZM135 143H136V141H135ZM139 143H140V142H139ZM150 143H151V142H150ZM153 143H154V142H153ZM184 143H186V142H184ZM189 143H190V141H189ZM202 143H203V145L205 144V142H202ZM212 143H213V142H212ZM212 143H211V144H212ZM216 143L218 144L219 142H216ZM17 144H18V143H17ZM17 144H13V146H14V145H17ZM51 144H52V143H51ZM61 144H62V143H61ZM74 144H75V143H74ZM114 144H113V145H114ZM133 144H134V143H133ZM161 144H162V143H161ZM166 144H167V143L162 144V145L164 146V145H166ZM168 144H169V143H168ZM180 144H181V143H180ZM191 144H192V143H191ZM209 144H210V143H209ZM213 144H214V143H213ZM213 144H212V145H213ZM258 144H259V142H258ZM11 145H12V144H11ZM23 145H24V144H23ZM49 145H50V144H49ZM63 145H64V143H63ZM68 145H69V144H68ZM83 145H87V144H83ZM83 145H82V147H83V148H84V147L86 148V146H83ZM101 145H102V144H101ZM118 145H120V144H118ZM122 145H123V144H121V146H122ZM149 145H150V144H149ZM158 145H159V144H158ZM173 145H174V144H173ZM173 145H171V146H173ZM178 145H179V144H178ZM196 145H197V143L195 142V147H194V148H195L196 150H198L199 147H198V149H197ZM203 145L200 144V148H201ZM205 145H206V144H205ZM219 145H220V144H219ZM261 145H262V144H261ZM263 145H264V144H263ZM5 146H6V145H5ZM19 146H20V144L18 145V148H19ZM64 146H66V145H64ZM72 146H73V145H72ZM97 146L99 147V144H98ZM105 146H106V145H105ZM108 146H110V145H108ZM116 146H117V145H116ZM130 146H131V144H130ZM130 146H129V148H130ZM133 146H134V145H133ZM133 146H131V148H132ZM145 146H146V144H145ZM147 146H148V144H147ZM147 146H146V147H147ZM185 146H186V145L184 144L183 147H185ZM189 146H190V145H189ZM192 146H193V145H192ZM217 146H218V145H217ZM217 146H216V147H217ZM225 146H226V145H225ZM225 146H224V147H225ZM229 146L231 147V145H229ZM229 146H227V148H228ZM21 147H22V146H21ZM66 147H67V146H66ZM79 147L81 148V145H80ZM102 147H103V146H102ZM136 147H137V146H136ZM175 147H176V146H175ZM186 147H187V146H186ZM213 147H214V146H213ZM244 147H245V146H244ZM13 148H14V147H12V150H13ZM15 148H17V147H15ZM24 148H25V147H24ZM67 148H68V147H67ZM74 148H76V147H73V149H74ZM77 148H78V145H77ZM87 148H89V146H88ZM87 148H86V150H87ZM91 148H92V147H91ZM91 148H90V149H91ZM95 148H96V147H95ZM95 148H94V149H95ZM127 148H128V147H127ZM222 148H223V147H222ZM235 148H236V147H235ZM242 148H243V147H242ZM252 148H253V147H252ZM0 149H1V148H0ZM19 149H21V148H19ZM64 149H65V148H64ZM99 149H100V147H99ZM107 149H108V148H107ZM113 149H115V147H114ZM136 149H138V148H136ZM136 149H134V150H136ZM176 149H180V148L178 147V148H176ZM216 149H217V148H216ZM2 150H3V148H2ZM12 150H10V152H11ZM22 150H23V148H22ZM79 150H80V149H79ZM104 150H105V149H104ZM110 150L112 151V148H111ZM123 150H124V149H123ZM128 150H130V149H128ZM143 150H144V149H143ZM153 150H154V149H153ZM174 150H175V149H174ZM174 150L172 151V152H173V155H174V153L176 152V150H175V152H174ZM188 150H189V149H188ZM190 150H193V151H194L193 148L190 149ZM206 150H207V148H206ZM232 150H234L233 147H232ZM232 150H231V151H232ZM250 150H251V149H250ZM68 151H69V150H68ZM89 151H90V150H89ZM89 151H88V152H89ZM101 151H102V150H101ZM107 151H108V150H107ZM111 151H110V152H111ZM144 151H145V150H144ZM150 151H152V150H150ZM244 151H245V150H244ZM251 151H252V150H251ZM251 151L249 152L250 154H251ZM3 152L5 153V151H3ZM7 152L9 153V151H7ZM91 152H93V151H91ZM94 152H95V151H94ZM98 152H99V151H98ZM98 152H95V153H97V154H95V155H98V154H99ZM103 152H104V151H103ZM113 152H114V151H113ZM121 152H122V151H121ZM177 152H178V151H177ZM185 152H186V151H185ZM196 152H197V151H196ZM232 152H233V151H232ZM8 153H7V154H8ZM18 153H19V152H18ZM18 153H17V154H18ZM42 153L44 154V152H42ZM68 153H69V152H68ZM105 153H107V152H105ZM108 153H109V151H108ZM134 153H137V155H138L139 152H134ZM166 153H167V152H166ZM186 153H187V152H186ZM189 153H190V152H189ZM191 153H192V152H191ZM198 153H199V152H198ZM229 153H231V152H229ZM243 153H244V152H243ZM7 154H6V155H7ZM110 154H111V153H110ZM112 154H113V153H112ZM124 154L126 155V152H125ZM124 154H123V155H124ZM127 154H128V153H127ZM129 154H130V153H129ZM164 154H165V152H164ZM177 154H178V153H177ZM187 154H188V153H187ZM208 154H209V153H208ZM238 154H239V153H238ZM258 154H259V153H258ZM9 155H10V153H9ZM89 155H90V154H89ZM117 155H118V154H117ZM119 155H120V154H119ZM121 155H122V154H121ZM121 155H120V156H121ZM147 155H148V154H147ZM160 155H161V154H160ZM165 155H168V154H165ZM165 155H164V157H166ZM198 155H199V154H198ZM205 155H206V154H205ZM253 155H254V154H253ZM253 155H252V156H253ZM1 156H2V155H1ZM91 156H92V155H91ZM91 156H90V157H91ZM100 156H101V155H100ZM112 156H114V155H112ZM120 156H119V157H120ZM174 156L176 157L177 155L175 154ZM178 156H179V155H178ZM178 156H177V157H178ZM216 156H217V155H216ZM233 156H234V155H233ZM246 156H247V155H246ZM6 157H7V156H6ZM114 157H115V156H114ZM128 157H129V156H128ZM135 157H139V156H135ZM156 157H157V156H156ZM161 157H162V156H161ZM171 157H172V156H171ZM182 157H183V156H182ZM182 157H181V158H182ZM184 157H185V156H184ZM237 157H238V156H237ZM253 157H254V156H253ZM4 158H5V157H4ZM8 158H9V157H8ZM115 158H116V157H115ZM122 158H123V157H122ZM126 158H127V156H126ZM131 158H133V157L131 156ZM158 158H160V157H158ZM169 158H170V157H169ZM214 158H215V156L213 157V159H214ZM217 158H218V157H217ZM244 158H246V157H244ZM263 158H264V156H263ZM1 159H2V158H1ZM88 159H89V158H88ZM161 159H163V158H161ZM183 159H184V158H183ZM183 159H182V161H186V158H185V160H183ZM246 159H248V158H246ZM261 159H262V158H261ZM20 160H21V159H20ZM86 160H87V157H86ZM92 160H93V159H92ZM117 160H119V158H117ZM117 160L114 159V161H117ZM127 160H128V158H127ZM147 160H148V159H147ZM147 160H145V162H146ZM165 160H166V159H165ZM165 160H164V162H165ZM174 160H175V159H174ZM180 160H181V159H180ZM180 160H179V161H180ZM109 161H110V160H109ZM124 161H125V160H123V163H124ZM128 161H129V160H128ZM159 161H160V160H159ZM176 161H177V159H176ZM239 161H241V160H239ZM244 161H245V160H244ZM248 161H249V160H247V162H248ZM17 162H18V161H17ZM99 162H100V161H99ZM135 162L137 163V161H135ZM150 162H151V161H150ZM150 162H149V163H150ZM155 162H157V161L155 160ZM155 162H154V164H156ZM161 162H163V161H161ZM169 162H170V161H169ZM169 162H168L167 164H170L171 162H174V161L171 160V162H170V163H169ZM206 162H208V161H206ZM216 162H217V161H216ZM80 163H81V162H80ZM86 163H87V162H86ZM95 163H96V162H95ZM100 163H101V162H100ZM107 163H108V164H111L112 161H111L110 163H109V162H107ZM116 163H117V162H116ZM118 163H119V162H118ZM126 163H127V162H126ZM138 163H139V162H138ZM142 163H143V162H142ZM151 163H152V162H151ZM175 163H176V162H175ZM177 163H178V162H177ZM177 163H176V164H177ZM184 163L186 164V162H184ZM184 163H183V164H184ZM263 163H264V162H263ZM263 163H262V164H263ZM82 164H83V163H82ZM101 164H102V163H101ZM131 164H132V163H131ZM223 164H224V163H223ZM241 164H242V162H241ZM258 164H259V163H258ZM258 164H257V166H259ZM115 165H116V164H115ZM128 165H129V164H128ZM128 165H127V166H128ZM140 165H141V164H140ZM140 165H139V166H140ZM145 165L147 166L148 164H144V166H145ZM160 165H161V163H160ZM181 165H182V164H181ZM181 165H180V166H181ZM187 165H188V164H187ZM103 166H105V165L103 164ZM113 166H114V165H113ZM123 166H124V165H123ZM142 166H143V164H142ZM172 166H175L174 163H172ZM197 166H198V165H197ZM223 166H224V165H223ZM242 166H243V165H242ZM147 167H148V166H147ZM153 167H154V166H153ZM161 167H162V166H161ZM167 167H168V166H167ZM167 167H166V168H167ZM175 167H176V166H175ZM181 167H182V166H181ZM187 167H188V166H187ZM187 167H186V169H187ZM101 168H102V167H101ZM116 168H117V167H116ZM119 168H120V167H119ZM132 168H133L134 170H136L135 168H137V167H133V166H132ZM132 168H128V169H132ZM149 168H150V166H149ZM154 168H155V167H154ZM168 168H169V167H168ZM168 168H167V170H168ZM193 168H194V167H193ZM240 168H241V166H240ZM246 168H247V167H246ZM260 168H261V167H260ZM121 169H122V167H121ZM124 169H125V168H124ZM126 169H127V168H126ZM146 169H148V168H146ZM172 169H173V168H172ZM179 169H180V168H179ZM179 169H178V170H179ZM195 169H196V168H195ZM251 169H252V167H251ZM253 169H254V168H253ZM261 169H262V168H261ZM261 169H259L260 172H261ZM71 170H72V168H71ZM101 170H102V169H101ZM111 170H112V169H111ZM113 170H115V169H113ZM118 170H119V169H118ZM118 170H116V171L121 173V171H120V170L118 171ZM137 170H138V169H137ZM149 170H151V168H150ZM160 170H161V169H160ZM163 170H164V168H163ZM163 170H161V171H163ZM165 170H166V169H165ZM167 170H166V172H167ZM208 170H209V169H208ZM212 170H213V169H212ZM247 170H248V169H247ZM257 170H258V169H256V171H257ZM88 171H90V170H88ZM103 171H104V170H103ZM103 171H102V172H103ZM125 171H126V170H125ZM139 171H141V169H140ZM145 171H146V170H145ZM145 171H143V168H142V173L145 172ZM171 171H172V170H170V172H171ZM173 171H174V170H173ZM182 171L184 172V169H183ZM198 171H199V169H198ZM243 171H244V170H243ZM35 172H36V171H35ZM97 172H98V171H97ZM104 172H105V171H104ZM104 172H103V174H104ZM110 172H111V171H110ZM117 172H116V173H117ZM126 172H127V171H126ZM131 172H134V171H131ZM137 172H138V171H137ZM146 172H148V171H146ZM209 172H210V171H209ZM219 172H220V171H219ZM251 172H252V171H251ZM263 172H264V171H263ZM105 173H106V172H105ZM114 173H115V172H114ZM127 173H128V172H127ZM129 173H130V172H129ZM129 173H128V174H129ZM140 173H141V172H140ZM155 173H156V172H155ZM163 173H165V172L163 171ZM171 173H172V172H171ZM174 173L176 174L177 171L174 172ZM184 173L186 174V172H184ZM226 173H227V172H226ZM88 174H89V173H88ZM96 174H98V173H96ZM121 174H122V173H121ZM121 174H120V175H121ZM123 174H124V173H123ZM137 174H139V172H138ZM166 174H167V173H166ZM168 174H169V173H168ZM177 174H178V173H177ZM190 174H191V173H190ZM210 174H211V172H210ZM212 174H213V173H212ZM238 174H239V173H238ZM240 174H241V173H240ZM253 174H254V173H253ZM255 174H256V173H255ZM255 174H254V176H255ZM260 174H261V173H260ZM262 174H263V173H262ZM82 175H83V174H82ZM99 175L103 176L102 173H99ZM104 175H107V174H104ZM142 175H143V174H142ZM150 175H151V174H150ZM150 175H149V176H150ZM155 175H157V173H156ZM164 175H165V174H164ZM208 175H209V174H208ZM256 175H257V174H256ZM86 176H87V175H86ZM108 176H109V175H108ZM123 176H125V175H123ZM146 176L148 177L147 174H146ZM159 176H161V175L158 174V177H159ZM169 176H170V175H169ZM174 176H175V175H174ZM203 176H204V175H203ZM232 176H233V175H232ZM237 176H242V174H241V175H237ZM251 176L253 177V175H251ZM261 176H262V175H261ZM92 177H93V176H92ZM104 177H105V176H104ZM106 177H107V176H106ZM109 177H110V176H109ZM126 177H127V175H126ZM144 177H145V176H144ZM144 177H142V178H144ZM184 177H185V176H184ZM206 177H207V176H206ZM244 177H245V176H244ZM246 177H247V176H246ZM249 177H250V176H249ZM256 177H257V176H256ZM258 177H259V176H258ZM116 178H117V177H116ZM116 178H115V179H116ZM130 178H134V177H130ZM130 178H129V179H130ZM155 178H157V177H155ZM162 178H163V177H162ZM162 178H161V180H164V179H162ZM164 178L167 179L166 176H165ZM194 178H195V177H194ZM204 178H205V177H204ZM208 178H209V177H208ZM229 178H230V177H229ZM231 178H232V177H231ZM231 178H230V179H231ZM237 178H239V177H237ZM237 178H236V175H235V178H232V179H233V180L236 179V181H237ZM240 178H241V177H240ZM242 178H243V177H242ZM250 178H251V177H250ZM69 179H70V178H69ZM88 179H89V178H88ZM98 179H99V178H98ZM111 179H112V178H111ZM118 179H119V177H118ZM147 179H148V178H147ZM147 179H146V180H147ZM150 179H151V178H150ZM153 179H154V178H153ZM157 179H160V177L157 178ZM177 179H178V178H177ZM196 179H197V178H196ZM232 179H231V180H232ZM262 179H263V178H262ZM84 180H85V179H84ZM90 180H91V179H90ZM102 180H103V177H102V179H101L100 181H102ZM104 180H105V179H104ZM106 180H107V179H106ZM108 180H109V179H108ZM133 180H134V179H133ZM136 180H137V178H136ZM174 180H175V178H174ZM181 180H182V179H181ZM186 180H187V179H186ZM238 180H240V179H238ZM97 181H99V180H97ZM116 181H117V180H116ZM140 181H141V180H139L138 182L140 183ZM142 181H143V180H142ZM142 181H141V182H142ZM152 181H153V180H152ZM156 181H157V180H155V182H156ZM164 181H165V180H164ZM164 181H163V182H164ZM166 181H167V180H166ZM189 181H190V180H189ZM236 181H235L234 183H236ZM249 181H250V180H249ZM90 182H92V180H91ZM104 182H105V181H104ZM104 182H103V183H104ZM128 182H130V180H129ZM132 182H133V181H132ZM134 182H135V181H134ZM148 182H149V181H148ZM153 182H154V181H153ZM153 182H152V183H153ZM229 182H230V181H229ZM232 182H233V181H232ZM241 182H242V181H241ZM67 183H68V182H67ZM98 183H99V182H98ZM103 183H102V185H103ZM106 183H107V182H106ZM108 183L110 184V182H108ZM114 183H115V181H114ZM119 183H120V182H119ZM130 183H131V182H130ZM146 183H147V182H146ZM152 183H151V184H152ZM243 183H244V182H243ZM262 183H263V181H262ZM21 184H22V183H21ZM23 184H24V183H23ZM85 184H87V182H86ZM109 184H108V185H109ZM140 184H141V183H140ZM149 184H150V183H148V185H149ZM160 184H161V183H160ZM162 184H163V183H162ZM166 184H167V182H166ZM190 184H191V183H190ZM232 184H233V183H232ZM232 184L230 183L229 185L232 186ZM96 185H98V184H96ZM105 185H107V184H105ZM113 185H115V184H113ZM122 185H123V184H122ZM126 185H127V184H126ZM129 185H130V184H129ZM133 185H134V184H133ZM146 185H147V184H145V186H146ZM256 185H257V184H256ZM123 186H124V185H123ZM137 186H138V185L136 184L135 187H137ZM145 186H144V187H145ZM155 186H156V185H155ZM164 186H165V185H164ZM227 186H228V185H227ZM233 186H234V185H233ZM87 187H88V186H87ZM99 187H100V186H98V188H99ZM113 187H116V186H113ZM113 187H111V188L113 189ZM142 187H143V185H142ZM147 187H148V186H147ZM219 187H220V186H219ZM108 188H110V186H109ZM117 188H118V187H117ZM117 188H116V190H118ZM128 188H129V187H128ZM138 188H139V187H138ZM165 188H167V187L165 186ZM172 188H174V186L171 187V189H172ZM216 188H217V186H216ZM250 188H251V187H250ZM255 188H256V187H255ZM262 188H263V187H261V189H262ZM81 189H82V188H81ZM106 189H107V188H106ZM136 189H137V188H136ZM136 189H135V191H136ZM148 189H149V188H148ZM150 189H152V188H150ZM163 189H164V188H163ZM210 189H211V188H210ZM228 189H229V188H228ZM233 189H234V188H233ZM82 190H83V189H82ZM85 190H86V189H85ZM89 190H90V189H89ZM101 190H102V189H101ZM101 190H100V192H101ZM103 190H105V189H103ZM103 190H102V192H103ZM107 190H108V189H107ZM113 190H114V189H113ZM137 190H139V189H137ZM141 190H143V188H142ZM154 190H155V189H154ZM160 190H162V189H160ZM180 190H181V189H180ZM180 190H179V191H180ZM68 191H69V190H67V192H68ZM92 191H93V192L90 191V193L93 194L95 191H94V190H92ZM131 191H132V190H131ZM135 191H134V192H135ZM146 191H147V190H146ZM182 191H183V188H182ZM230 191H231V190H230ZM256 191H257V190H256ZM54 192H55V191H54ZM69 192H70V191H69ZM69 192H68L67 194H69ZM86 192H87V191H86ZM100 192H99V193H100ZM134 192H133V193H134ZM141 192H142V191H141ZM162 192H163V191H162ZM165 192H168V189H167ZM172 192H174V190H172ZM172 192H171V193H172ZM234 192H235V191H234ZM72 193H73V191H72ZM112 193H113V192H112ZM127 193H128V192H127ZM129 193H130V192H129ZM142 193H143V192H142ZM152 193H153V192H152ZM169 193H170V192H169ZM169 193H168V194H169ZM190 193H192V192L190 191ZM195 193H196V191H195ZM199 193H200V192H199ZM225 193H226V191H225ZM241 193H242V192H241ZM256 193H257V192H256ZM256 193H255V194H256ZM259 193H260V192H259ZM49 194H50V193H49ZM63 194H64V193H63ZM74 194H75V193H74ZM77 194H78V193H76V195H77ZM82 194H83V193H82ZM87 194H88V196L90 195L89 193H87ZM97 194H98V191H97ZM108 194H110V193H108ZM147 194H148V193H147ZM173 194H174V193H173ZM238 194H239V193H238ZM58 195H59V194H58ZM103 195H104V194H103ZM105 195H106V194H105ZM132 195H133V194H132ZM140 195H141V194H140ZM169 195H170V194H169ZM169 195H166V194H165V197H166V196H169ZM186 195H187V194H186ZM59 196H61V195H59ZM62 196H63V195H62ZM72 196H73V194H72ZM74 196H75V195H74ZM74 196H73V197H74ZM79 196H80V194H79ZM79 196H78V197H79ZM86 196H87V195H86ZM91 196H92V195H91ZM94 196L97 197L98 195H94ZM101 196H102V195H101ZM108 196H109V195H108ZM160 196H161V195H160ZM160 196L158 197V195H157L158 200H159ZM162 196H163V195H162ZM195 196H196V195H195ZM195 196H194V197H195ZM56 197H57V196H56ZM56 197H55V198H56ZM78 197H77V198H78ZM89 197H90V196H89ZM106 197H107V196H106ZM106 197H105V198H106ZM111 197H112V196H110V198H111ZM126 197H127V195H126ZM126 197H124V198H126ZM130 197H131V196H130ZM141 197H142V196H141ZM143 197H146V195L144 194ZM170 197H171V196H170ZM170 197H169V198H170ZM183 197H185V196H183ZM196 197H197V196H196ZM196 197H195V198H196ZM253 197H254V196H253ZM80 198H81V197H80ZM87 198H88V197H87ZM93 198H94V197H93ZM103 198H104V197H103ZM105 198H104V199H105ZM110 198H109V199H110ZM128 198H129V197H128ZM147 198H150V197H146V200H147ZM163 198H164V197H163ZM244 198H245V197H244ZM244 198H243V199H244ZM56 199H57V198H56ZM60 199H61V198H60ZM64 199H65V198H63V200L61 199L62 202H65ZM73 199H75V198H73ZM109 199H108V201H109ZM113 199H114V198H113ZM131 199H133V197H132ZM134 199H135V198H134ZM248 199H249V198H248ZM70 200H71V199H70ZM77 200H78V199H77ZM79 200H80V199H79ZM79 200H78V201H79ZM87 200H88V199H87ZM92 200H93V199H92ZM98 200H99V199H98ZM106 200H107V199H106ZM123 200H124V199H123ZM135 200H136V199H135ZM161 200H163V199H161ZM173 200H174V199H173ZM195 200H196V199H195ZM234 200H235V198H234ZM45 201H46V200H45ZM58 201H59V200H58ZM88 201H89V200H88ZM108 201H107V202H108ZM127 201H128V200H127ZM129 201H130V200H129ZM129 201H128V202H129ZM137 201H140V200L138 199ZM142 201H144V200H142ZM142 201H140V202H142ZM147 201H148V200H147ZM147 201H146V202H147ZM151 201H152V200H151ZM248 201H249V200H248ZM248 201H247V203H248ZM73 202H74V201H73ZM90 202H91V201H90ZM144 202H145V201H144ZM176 202H177V201H176ZM187 202H188V201H187ZM199 202H200V201H199ZM199 202H198V203H199ZM214 202H217V201H214ZM4 203H5V202H4ZM77 203H78L79 205L81 204V203H79V202H77ZM84 203H85V202H84ZM94 203H96V201H95ZM97 203H100V201L97 202ZM116 203H117V202H116ZM152 203H153V202H152ZM174 203H175V202H174ZM211 203H213V202H211ZM241 203H242V202H240V204H241ZM245 203H246V202H245ZM5 204H6V203H5ZM38 204H39V203H38ZM63 204H64V203H63ZM65 204H66V203H65ZM73 204H74V203H73ZM100 204H101V203H100ZM100 204H99V205H100ZM106 204H107V203H106ZM106 204H105V205H106ZM118 204H119V203H118ZM121 204H122V203H121ZM121 204H120V205H121ZM130 204H131V203H130ZM132 204H133V203H132ZM132 204H131V205H132ZM143 204H144V203H143ZM145 204H146V203H145ZM145 204H144V205H145ZM153 204H155V203H153ZM161 204H163V203H161ZM175 204H176V203H175ZM178 204H179V203H178ZM183 204H185V203H183ZM200 204H201V202H200ZM200 204H199V205H200ZM206 204H208V203H206ZM248 204H249V203H248ZM68 205H69V203H68ZM68 205H67V207H68ZM86 205H87V203H86ZM90 205H91V204H90ZM93 205H94V204H93ZM99 205H98V206H99ZM105 205H104V207H105ZM114 205H115V204H114ZM114 205L112 204V206H114ZM123 205H124V204H123ZM146 205H147V204H146ZM158 205H159V203H158ZM168 205H170V204L168 203ZM171 205H172V204H171ZM171 205H170V206H167V207H171ZM176 205H177V204H176ZM179 205H180V204H179ZM209 205H210V204H209ZM234 205H235V204H234ZM244 205H245V204H244ZM251 205H252V204H251ZM7 206H8V205H7ZM34 206H35V205H34ZM53 206H54V203H53ZM56 206H57V205H56ZM59 206H60V205H59ZM106 206H107V205H106ZM147 206H148V205H147ZM147 206H146V207H147ZM151 206H153V205H151ZM155 206H157V205H155ZM160 206H161V205H160ZM194 206H195L196 208L198 207V205H195V203H194ZM228 206H229V205H228ZM228 206H227V207H228ZM232 206H233V205H232ZM25 207H26V206H25ZM51 207H52V206H51ZM64 207H65V206H64ZM72 207H73V206H72ZM72 207H71V208H72ZM79 207H80V206H79ZM83 207H85V206H83ZM87 207H88V206H87ZM90 207L92 208L93 206H90ZM110 207H111V206H110ZM119 207H120V206H119ZM143 207H144V206H143ZM189 207H190V206H189ZM229 207H230V206H229ZM235 207H239V205H238V206H234V208H235ZM240 207H241V206H240ZM244 207H245V206H244ZM246 207H247V206H246ZM1 208H2V207H1ZM53 208H54V207H53ZM57 208H59V207H57ZM69 208H70V207H69ZM73 208H74V207H73ZM73 208H72V209H73ZM80 208H81V207H80ZM91 208H90V209H91ZM111 208H112V207H111ZM111 208H110V209H111ZM147 208H148V207H147ZM149 208H150V207H149ZM149 208H148V209H149ZM153 208H154V207H153ZM153 208H152V209H153ZM160 208H161V207H160ZM165 208H166V207H164L163 210L161 209V210H162L161 213L165 210ZM191 208H192V207H191ZM221 208H222V207H221ZM241 208H243V206H242ZM48 209H49V208H48ZM64 209H66V208H64ZM84 209H85V208H84ZM90 209H89V210H90ZM114 209H115V208H114ZM114 209H113V213L115 214L116 212H115ZM152 209H151V211H152ZM170 209H171V208H170ZM194 209H195V208H194ZM224 209L226 210V208H224ZM227 209H228V208H227ZM235 209H236V208H235ZM235 209H234V210H235ZM258 209H259V208H258ZM26 210H27V209H26ZM31 210H32V209H31ZM52 210H53V209H52ZM59 210H61V208H60ZM70 210H71V209H70ZM70 210H68V211H70ZM73 210H74V209H73ZM73 210H71V211H73ZM77 210H78V209H77ZM89 210L87 209L88 212H89ZM118 210H119V209H118ZM123 210H125V209L123 208ZM145 210H146V209H145ZM191 210H192V209H191ZM234 210H233V211H234ZM19 211H20V210H19ZM44 211H45V210H44ZM46 211H47V210H46ZM54 211H55V210H54ZM57 211H58V210H57ZM64 211H65V210H64ZM64 211H63V213H64ZM78 211H79V210H78ZM82 211H83V210H82ZM82 211H81V212H82ZM92 211H93V210H92ZM95 211L98 212L97 210H95ZM110 211H111V210H110ZM121 211H122V209H121ZM128 211H130V210L128 209ZM149 211H150V210H149ZM155 211H156V209H155ZM192 211H193V210H192ZM223 211H224V210H223ZM260 211H261V210H260ZM33 212H34V211H33ZM42 212H43V210H42ZM65 212H66V211H65ZM75 212H76V211H75ZM81 212H80V213H81ZM111 212H112V211H111ZM111 212H110V213H111ZM144 212H145V211H144ZM168 212H169V211H168ZM171 212H173L172 209H171L170 213H171ZM179 212H180V211H179ZM208 212H209V211H208ZM226 212H227V211H226ZM229 212H230V211H229ZM261 212H262V211H261ZM24 213H25V212H24ZM24 213H23V214H24ZM31 213H32V211H31ZM70 213H71V212H70ZM84 213H85V210H84ZM84 213H82V215H83ZM89 213L92 214L91 212H89ZM106 213H107V212H106ZM117 213H118V212H117ZM146 213H147V211H146ZM157 213H158V212H157ZM173 213H174V212H173ZM263 213H264V212H263ZM12 214H13V213H12ZM37 214H38V213H37ZM39 214H40V213H39ZM52 214H53V213H52ZM56 214H57V213H56ZM65 214H66V213H65ZM76 214H77V212H76ZM104 214H105V213H104ZM124 214H125V213H124ZM135 214H136V213H135ZM167 214H168V213H167ZM171 214H172V213H171ZM191 214H192V212H191ZM209 214H210V212H209ZM209 214L207 213V215H209ZM218 214H219V212H218ZM27 215H28V214H27ZM27 215H26V216H27ZM30 215H31V214H30ZM35 215H36V214H35ZM41 215L43 216V214H41ZM58 215H59V214H58ZM60 215H61V214H60ZM72 215H73V214H72ZM77 215H78V214H77ZM86 215H87V214H86ZM95 215H96V214H95ZM98 215H99V214H98ZM98 215H96V216H98ZM111 215H112V214H111ZM117 215H119V214H117ZM137 215H139V214H137ZM145 215H146V214H145ZM159 215H160V214H159ZM182 215H183V214H182ZM182 215H181V216H182ZM198 215H199V214H198ZM214 215H215V214H214ZM234 215H236V214H234ZM245 215H246V214H245ZM263 215H264V214H263ZM8 216H9V215H8ZM45 216H46V215H45ZM45 216H43V217H45ZM47 216H48V215H47ZM67 216H69V215H67ZM79 216H80V215H79ZM120 216H121V215H120ZM123 216H125V215H123ZM123 216H122V217H123ZM143 216H144V213H143ZM160 216H162V214H161ZM172 216H173V215H172ZM181 216H180V217H181ZM186 216L189 217L190 215H189V216L186 215ZM186 216H185V217H186ZM192 216H193V215H192ZM200 216H201V215H200ZM220 216H221V215H220ZM228 216H229V215H228ZM232 216H233V215H232ZM58 217H59V216H58ZM74 217H75V214L73 215L72 218H74ZM87 217H88V215H87ZM100 217H101V216H100ZM102 217H103V216H102ZM112 217H113V216H112ZM122 217H121V218H122ZM130 217H131V216H130ZM130 217H129L128 220H127L128 222L130 221V220H129ZM132 217H133V216H132ZM136 217H137V216H136ZM138 217H140V216H138ZM158 217H159V216H158ZM164 217H165V216H164ZM174 217H176V216L174 215ZM174 217H173V218H174ZM180 217L177 218V219H179V220L181 221V218H180ZM16 218H17V217H16ZM16 218H15V220H16ZM19 218H20V217H19ZM21 218H22V217H21ZM23 218H24V217H23ZM26 218H27V217H26ZM31 218H32V217H31ZM33 218H34V217H33ZM45 218H46V217H45ZM49 218H50V219H48V220H51V217H49ZM62 218H63V217H62ZM69 218H70V217H69ZM85 218H86V217H85ZM94 218H95V216H94ZM156 218H157V217H155V219H156ZM162 218H163V217H162ZM169 218H170V217H169ZM169 218H167V220H168ZM232 218H233V217H232ZM249 218H250V217H249ZM260 218H261V216H260ZM12 219H13V218H12ZM12 219H11V220H12ZM36 219H37V217H36ZM36 219H35V220H36ZM38 219H39V217H38ZM38 219L36 220L37 222H38ZM55 219H56V218H55ZM78 219H79V217H78ZM100 219H101V218H100ZM104 219H105V218H104ZM109 219H110V218H109ZM109 219H108V220H109ZM142 219H143V220H146V219H144V218H142ZM150 219H151V218H150ZM157 219H160V217L157 218ZM157 219H156V221H157ZM164 219H165V218H164ZM164 219H163V220H164ZM182 219H183V218H182ZM185 219H186V218H185ZM197 219H199V218H197ZM226 219H227V218H226ZM251 219H252V218H251ZM4 220H5V219H4ZM19 220H20V219H19ZM44 220L47 221V219H44ZM60 220H61V219H60ZM91 220H92V219H91ZM106 220H107V217H106ZM111 220H112V218H111ZM119 220H120V219H119ZM122 220H123V219H122ZM122 220H121V221H122ZM135 220H137V219H135ZM148 220H149V219H148ZM148 220H147V221H148ZM160 220H161V219H160ZM167 220H164V221H167ZM186 220H187V219H186ZM232 220H233V219H232ZM259 220L261 221V219H259ZM262 220H263V219H262ZM2 221H3V220H2ZM24 221H25V222H23V223H26V222H27L26 220H24ZM39 221H40V220H39ZM55 221H56V220H55ZM82 221H85V220H82ZM89 221H90V220H89ZM96 221H97V220H95V222H96ZM99 221H100V220H99ZM101 221H103V219H102ZM168 221H169V220H168ZM168 221H167V223L169 224L170 222H168ZM184 221H185V220H184ZM184 221H183V223H184ZM187 221H188V220H187ZM189 221H190V220H189ZM233 221H234V220H233ZM236 221H237V220H236ZM239 221H240V219H239ZM5 222H6V221H5ZM14 222H16V221H14ZM17 222H18V221H17ZM17 222H16V223H17ZM31 222H32V220H31ZM31 222H27V223H28V224L30 223V224L32 225L33 223H31ZM49 222H50V221H49ZM49 222H48V223H49ZM65 222L67 223L68 221H65ZM73 222H74V221H73ZM73 222H72V223H73ZM106 222H108V221H106ZM110 222H111V221H110ZM117 222H118V221H117ZM130 222H131V221H130ZM132 222H133V221H132ZM150 222H151V221H150ZM161 222H162V221H161ZM172 222H173V220H172ZM172 222H171V223H172ZM174 222H175V221H174ZM261 222H262V221H261ZM8 223H9V222H7V225H8ZM39 223H40V222H39ZM48 223H47V224H48ZM56 223H57V222H56ZM56 223H55V224H56ZM59 223H60V222H59ZM77 223H79V222L76 220V224H77ZM85 223H86V222H85ZM113 223H114V222H112V224H113ZM121 223H122V222H121ZM123 223H125V222L123 221ZM133 223H134V222H133ZM147 223H148V222H147ZM147 223H146V224H147ZM159 223H160V222H159ZM171 223H170V224H171ZM175 223H176V222H175ZM183 223H182V224H183ZM190 223H191V221H190ZM203 223H204V220L202 221V224H203ZM214 223H215V222H213V225L215 226L216 223H215V224H214ZM0 224H1V223H0ZM4 224H5V223H4ZM11 224H12V223H11ZM28 224H27V225H28ZM43 224H45V223H43ZM47 224H45V225L48 226L49 224H48V225H47ZM51 224H52V223H51ZM55 224H54V225H55ZM74 224H75V223H74ZM79 224H80V223H79ZM91 224H93V223L91 222ZM96 224H97V223H96ZM98 224H99V223H98ZM98 224H97V225H98ZM103 224H104V223H103ZM115 224H116V223H115ZM141 224H142V222H141ZM141 224H140V225H141ZM156 224H157V223H156ZM156 224H155V225H156ZM161 224H162V223H161ZM240 224H241V223H240ZM248 224H249V223H248ZM1 225L3 226V224H1ZM5 225H6V224H5ZM9 225H10V224H9ZM70 225H71V224H70ZM101 225H102V223H101ZM101 225H100V226H101ZM113 225H114V224H113ZM117 225H118V224H117ZM126 225H127V224H126ZM138 225H139V224H138ZM142 225H143V224H142ZM153 225H154V224H153ZM155 225H154V226H155ZM171 225H172V224H171ZM184 225H185V223H184ZM15 226H16V224H14V227H15ZM61 226L64 227V225H61ZM71 226H72V225H71ZM74 226H75V225H74ZM77 226H78V225H77ZM90 226H91V225H90ZM90 226H89V228H90ZM92 226H93V225H92ZM94 226H95V224H94ZM94 226H93V227H94ZM105 226H106V225H105ZM109 226H110V224H109ZM115 226H116V225H115ZM154 226H153V227H154ZM161 226H162V225H161ZM182 226H183V225H182ZM223 226H224V225H223ZM223 226H222V227H223ZM4 227H6V226H4ZM14 227H13V228H10V230H11V229L14 230ZM25 227H26V226H25ZM31 227H34V225H32ZM31 227H30V228H31ZM51 227H52V226H51ZM55 227H56V226H55ZM151 227H152V226H151ZM167 227H168V226H167ZM169 227H170V225H169ZM169 227H168V229H169ZM174 227H175V226L172 227L173 230H174ZM180 227H181V225H180ZM180 227H179V229H180ZM211 227H212V228H215V227H213L212 225H211ZM17 228H18V227H17ZM17 228L15 227V229H17ZM23 228H24V227H23ZM57 228H58V227H57ZM87 228H88V227H87ZM96 228H97V227H96ZM105 228H106V227H105ZM111 228H112V227H111ZM123 228H124V227H123ZM157 228H158V227H157ZM193 228H194V227H193ZM212 228H211L210 230H212ZM251 228H252V226H251ZM256 228H257V227H256ZM0 229H2V227H1ZM33 229H38V228H35V227H34ZM33 229H32V230H33ZM47 229H48V227H47ZM58 229H59V228H58ZM69 229H71V228H69ZM85 229H86V228H85ZM116 229H117V228H116ZM121 229H122V228H120V230H121ZM153 229L156 230V228H153ZM153 229H152V231H153ZM194 229H196V227H195ZM194 229H193V233L195 232ZM8 230H9V229H8ZM29 230H31V229H29ZM43 230H44V229H43ZM51 230H52V229H51ZM53 230H56V229L54 228ZM62 230H63V229H62ZM75 230H76V228H75ZM83 230H84V229H83ZM89 230H90V229H89ZM89 230H87V231H89ZM91 230H92V229H91ZM91 230H90V231H91ZM93 230H95V229H93ZM103 230H105V229H103ZM106 230H107V229H106ZM120 230H119V231H120ZM131 230H132V229H131ZM155 230H154V232H156ZM165 230H166V229H165ZM228 230H229V229H228ZM33 231H34V230H33ZM35 231H36V230H35ZM35 231H34V232H35ZM37 231H38V230H37ZM49 231H50V230H49ZM49 231H48V232H49ZM57 231H58V230H57ZM57 231H55V232H56V236H58ZM63 231H64V230H63ZM63 231H62V232H63ZM77 231H79V230H77ZM95 231H97V229H96ZM112 231H113V228H112ZM132 231H133V230H132ZM134 231H135V230H134ZM150 231H151V230H150ZM168 231H169V230H168ZM168 231H167V232H168ZM196 231H198V230H196ZM226 231H227V230H226ZM255 231H257V230H255ZM0 232H1V230H0ZM11 232H12V231H11ZM16 232H18V231H16ZM40 232L42 233L41 230H40ZM62 232H61V233H62ZM68 232H69V231H68ZM80 232H81V231H80ZM101 232H102V231H100V233H101ZM103 232H104V231H103ZM115 232H116V231H115ZM115 232H113V233H115ZM162 232H163V231H162ZM162 232H161V233H162ZM216 232H218V231H216ZM12 233H13V232H12ZM14 233H15V232H14ZM49 233H50V232H49ZM52 233H53V232H51V234H52ZM61 233H60V234H61ZM78 233H79V232H78ZM82 233H83V232H82ZM93 233H94V232H93ZM97 233H99V231H98ZM106 233H107V232H106ZM120 233H121V232H120ZM132 233H133V232H132ZM150 233H151V232H150ZM157 233H158V232H157ZM157 233H156V234H157ZM161 233H160V234H161ZM163 233H165V231H164ZM168 233H169V232H168ZM174 233H175V231H174ZM230 233H231V232H230ZM230 233H229V234H230ZM24 234H25V233H24ZM31 234H32V233H31ZM63 234H66V233H63ZM70 234H71V233H70ZM95 234H96V233H95ZM109 234H110V233H109ZM118 234H119V232H118ZM153 234H154V233H153ZM153 234L151 233L150 235H153ZM221 234H222V233H221ZM229 234H228V235H229ZM243 234H244V232H243ZM32 235L34 236L35 234H32ZM45 235H47V234L45 233ZM85 235H86V234H85ZM91 235H92V234H91ZM91 235H90V236H91ZM98 235H99V234H98ZM104 235H105V234H104ZM114 235H116V234H114ZM120 235H121V234H119V236H120ZM158 235H159V234H158ZM164 235H165V234H164ZM164 235H163V236H164ZM166 235H167V234H166ZM170 235H172V232H171ZM199 235H200V234H199ZM199 235H198V236H199ZM213 235H214V234H213ZM241 235H242V234H241ZM246 235H247V234H246ZM1 236H2V235H1ZM3 236H4V235H3ZM6 236H7V235H6ZM14 236H15V235H14ZM36 236H37V235H36ZM54 236H55V234H54ZM60 236H61V235H60ZM90 236H89V237H90ZM119 236H118V237H119ZM155 236H157V235H154V237H155ZM161 236H162V235H161ZM161 236H160V237H161ZM167 236H168V235H167ZM175 236H176V235H175ZM206 236H207V234H206ZM206 236H205V237H206ZM253 236H254V235H253ZM9 237H10V236H9ZM34 237H35V236H34ZM41 237H43V236H40L39 238H41ZM82 237H83V236H82ZM92 237H93V236H92ZM102 237H103V236H102ZM107 237H108V236H107ZM111 237H112V236H111ZM111 237H110V238H111ZM115 237H116V236H115ZM115 237H114V238H115ZM183 237H184V236H183ZM224 237H225V236H224ZM244 237H245V235H244V236L242 235V239H243ZM246 237H248V236H246ZM249 237H250V236H249ZM10 238H11V237H10ZM29 238H32V237L30 236ZM43 238H44V237H43ZM63 238H65L64 235H63ZM78 238H79V237H78ZM80 238H81V237H80ZM104 238H105V237H104ZM112 238H113V237H112ZM120 238H121V237H120ZM125 238H126V237H125ZM127 238H128V237H127ZM164 238H165V236H164L163 238H161V240L164 239ZM174 238H175V237H174ZM174 238H173V239H174ZM185 238H186V237H185ZM222 238H223V237H222ZM232 238H233V237H232ZM251 238H252V236L250 237L249 240H251ZM95 239L97 240V238H95ZM149 239L151 240V238H149ZM155 239H157V238H155ZM155 239H154V241H153L154 243H155ZM175 239H176V238H175ZM203 239H204V238H203ZM224 239H225V238H224ZM237 239H238V238H237ZM247 239H248V238H247ZM247 239H246V240H247ZM252 239H254V237H253ZM11 240H12V239H11ZM11 240H10V241H11ZM27 240H28V239H27ZM27 240L25 239L26 242H27ZM30 240H31V239H30ZM37 240H38V238H37ZM37 240H36V242H37ZM42 240H44V239H42ZM85 240H86V239H85ZM89 240H90V239H89ZM89 240H88V241H89ZM103 240H104V239H103ZM105 240H106V239H105ZM105 240H104V241H105ZM112 240H113V239H112ZM146 240H148V239H146ZM165 240H166V238H165ZM227 240H228V238H227ZM255 240H256V239H255ZM255 240H254V241H255ZM5 241H6V240H5ZM15 241H16V240H15ZM22 241H24V240H22ZM56 241H57V240H56ZM59 241H60V240H59ZM59 241H57V242H59ZM97 241L99 242V240H97ZM101 241H102V239H101ZM120 241H121V240H120ZM136 241H137V240H135V242H136ZM138 241H139V240H138ZM156 241H157V240H156ZM159 241H160V240H159ZM218 241H219V239H218ZM218 241H217V242H218ZM237 241H238V242H236V243H239V240H237ZM244 241H245V239H244ZM6 242H7V241H6ZM33 242H34V244H35V241H33ZM33 242H32V243H33ZM41 242H42V241H41ZM41 242H40V243H41ZM46 242H47V241H46ZM46 242H45V243H46ZM48 242H49V241H48ZM50 242H51V241H50ZM60 242H61V241H60ZM64 242H65V241H63V242H61V243H64ZM98 242H97V243H98ZM107 242H108V241H107ZM141 242H142V241H141ZM163 242H164V241H163ZM3 243H4V242H2V245H3ZM30 243H31V242H30ZM55 243H56V242H55ZM71 243H72V242H70V245H71ZM80 243H81V242H80ZM109 243H110V242H109ZM112 243H113V242H112ZM112 243H111V244H112ZM116 243H117V242H116ZM120 243H121V242H120ZM241 243H242V242H240V244H241ZM12 244H13V243H12ZM17 244H19V243H17ZM41 244H42V243H41ZM41 244H40V245H41ZM43 244H44V243H43ZM43 244H42V245H43ZM49 244H50V243H49ZM51 244H52V243H51ZM68 244H69V243H68ZM72 244H74V243H72ZM90 244H92V242H91ZM124 244H125V240H124ZM150 244H151V241H150ZM155 244H157V243H155ZM161 244L164 245V244L162 243V241H161ZM168 244H169V243H168ZM182 244H183V243H182ZM212 244H213V243H212ZM249 244H250V243H249ZM249 244H248V245H249ZM252 244H253V243H251V245H252ZM254 244H256V243H254ZM263 244H264V243H263ZM0 245H1V243H0ZM2 245H1V247H2ZM4 245H5V244H4ZM28 245H29V243H28ZM37 245H38V244H37ZM52 245H53V244H52ZM66 245H67V244H66ZM70 245H69V246H70ZM118 245H119V244H118ZM126 245H127V244H126ZM135 245H137V244H135ZM143 245H144V244H143ZM145 245H146V244H145ZM158 245H159V244H158ZM162 245H161V248H162ZM172 245H173V244H172ZM204 245H205V244H204ZM236 245H237V244H236ZM242 245H243V244H242ZM244 245H245V244H244ZM246 245H247V244H246ZM248 245H247V246H248ZM251 245H249V246H251ZM43 246H44V245H43ZM45 246H49V245L46 244ZM50 246H51V245H50ZM56 246H58V244H57ZM64 246H65V245H64ZM91 246H93V244H92ZM124 246H125V245H124ZM131 246H134V244L132 243V245H129V246L127 245V247H130V248H131ZM137 246H138V245H137ZM150 246H151V245H150ZM154 246H155V245H154ZM165 246H166V245H165ZM261 246H262V244H261V245H258V247H261ZM263 246H264V245H263ZM7 247H8V246H7ZM11 247H13V246H11ZM31 247H32V246H31ZM35 247H36V246H35ZM41 247H42V246H41ZM52 247H53V246H52ZM71 247H72V246H71ZM71 247H70V248H71ZM95 247H96V246H95ZM106 247H107V246H106ZM127 247L125 246L124 248L126 249ZM144 247H147V246H144ZM151 247H152V246H151ZM236 247H237V246H236ZM236 247H235V248H236ZM245 247H246V246H245ZM2 248H4V247H2ZM21 248H22V247H21ZM21 248H20V249H21ZM47 248H48V247H47ZM64 248H65V247H64ZM75 248H76V246H75ZM111 248H112V247H111ZM133 248H135V247H133ZM148 248H150V247H148ZM180 248H181V247H180ZM205 248H206V246H205ZM205 248H204V249H205ZM223 248H225V247L223 246ZM263 248H264V247H263ZM30 249L32 250V248H30ZM35 249H36V248H35ZM37 249H39V248H37ZM44 249H46V248L44 247L42 250L44 251ZM49 249H51V248H49ZM52 249H53V248H52ZM62 249H63V248H62ZM77 249H78V248H77ZM83 249H84V248H83ZM89 249H90V248H89ZM89 249H87V250H89ZM94 249H95V248H94ZM96 249H97V248H96ZM105 249H106V248H105ZM113 249H114V247H113ZM137 249H138V248H137ZM141 249H142V247H141ZM143 249H144V248H143ZM145 249H146V248H145ZM145 249H144V250H145ZM153 249L159 250V252H160V248L157 249V248L155 247V248H153ZM153 249H152V250H153ZM170 249H171V248H170ZM195 249H196V248H195ZM226 249H227V247H226ZM4 250H6V249H4ZM7 250H8V249H7ZM18 250H19V249H18ZM57 250H58V249H56V252H57ZM68 250H70V249L68 248ZM75 250H76V249H75ZM78 250H79V249H78ZM114 250H115V249H114ZM139 250H140V249H139ZM139 250H138V251H139ZM152 250H151V251H152ZM156 250H155V251H156ZM207 250H208V249H207ZM207 250H206V251H207ZM228 250H229V249H228ZM251 250H253V249H251ZM259 250L263 251L262 248H259ZM21 251H22V250H21ZM33 251H34V250H33ZM43 251H42V252H43ZM50 251H51V250H50ZM53 251L55 252V249H54ZM53 251H51V252L54 253ZM65 251H66V250H65ZM73 251H74V250H73ZM94 251L96 252V250H94ZM103 251H104V248H103ZM119 251H120V250H119ZM122 251H123V250H122ZM127 251H129L128 248H127ZM130 251H132V250H130ZM151 251H147V252H148V253L150 252V254H151ZM169 251H170V250H169ZM183 251H184V250H183ZM196 251H197V250H196ZM198 251H199V250H198ZM204 251H205V250H204ZM240 251H241V249H240ZM261 251H260V252H261ZM6 252H7V251H6ZM28 252H29V251H28ZM30 252H31V251H30ZM30 252H29V254H31ZM35 252H36V251H34V253H35ZM37 252H38V251H37ZM40 252H41V251H40ZM56 252H55V253H56ZM88 252H89V251H88ZM90 252H91V251H90ZM98 252H99V251H98ZM114 252H115V251H114ZM114 252H113L112 254H114ZM134 252H136V250H135ZM140 252H141V251H140ZM147 252H145V253H147ZM156 252H157V255H158V257H159L158 251H156ZM180 252H181V251H180ZM245 252H248V251H245ZM249 252H251V251H249ZM254 252H255V251H254ZM260 252H259V253H260ZM11 253H12V251H11ZM11 253H10V254H11ZM26 253H27V252H26ZM44 253L47 254V256H48V253L46 252V250L44 251ZM52 253H50V255H52ZM71 253H72V252H71ZM73 253H75V251H74ZM115 253H116V252H115ZM121 253H123V252H121ZM124 253H126L125 250H124ZM124 253H123V254H124ZM145 253H143V255H144ZM148 253H147V254H148ZM170 253H171V252H170ZM195 253H196V252H195ZM210 253H211V252H210ZM256 253H257V252L253 253V255L256 254ZM4 254H5V253H4ZM14 254H15V253H14ZM22 254H23V253H22ZM27 254H28V253H27ZM27 254H26V255H27ZM37 254H38V253H37ZM40 254H41V253H40ZM69 254H70V253H69ZM82 254H84V253H82ZM85 254H86V253H85ZM116 254H117V253H116ZM118 254H119V253H118ZM123 254H122V255H123ZM155 254H156V253H155ZM188 254H189V253H188ZM188 254H187V255H188ZM240 254H241V253H240ZM243 254H244V253H243ZM262 254H264V253H261V255H262ZM34 255H35V254H34ZM89 255H90V254H89ZM100 255H101V254H100ZM105 255H106V254H105ZM127 255H128V254H127ZM206 255H207V254H206ZM208 255H209V254H208ZM227 255H228V254H227ZM236 255H237V254H236ZM2 256H3V254H2ZM4 256H5V255H4ZM6 256L9 258V254H8V255L6 254ZM6 256H5V257H6ZM11 256L14 257L12 254H11ZM23 256H24V255H23ZM27 256H28V255H27ZM27 256H25V257H27ZM30 256H31V255H30ZM32 256H33V254H32ZM32 256H31V257H32ZM35 256H36V255H35ZM40 256H41V255H40ZM43 256H44V254H43ZM43 256H41V257H43ZM74 256H75V255H73V257H74ZM101 256H103V255H101ZM108 256H109V255H108ZM114 256H115V255H114ZM139 256H140V254H139V252H138V257H139ZM154 256H155V255H154ZM154 256L152 255L151 258H154ZM164 256H165V255H164ZM173 256H174V255H172V257H173ZM189 256H192V254H190ZM189 256H187V257H189ZM242 256L244 257V255H242ZM246 256H247V253H246ZM246 256H245V257H246ZM248 256H249V253H248ZM12 257H11V258H12ZM17 257H18V253H17ZM55 257H56V256H55ZM59 257H60V256H59ZM63 257H64V256H63ZM77 257H78V256H77ZM85 257H86V256H85ZM97 257H98V256H97ZM118 257H119V256H118ZM149 257H150V256H149ZM155 257H156V256H155ZM158 257H157L156 259H158ZM185 257H186V256H185ZM187 257H186V258H187ZM263 257H264V256H263ZM263 257H261L262 260H263ZM44 258H45V256L43 257V260H44ZM46 258L48 259V257H46ZM46 258H45V259H46ZM61 258H62V257H61ZM89 258H90V257H89ZM100 258H101V257H100ZM100 258H99V259H100ZM102 258H103V257H102ZM110 258H111V257H110ZM115 258H117V257H115ZM115 258L113 257V259H115ZM127 258H128V257H127ZM159 258L161 259V257H159ZM189 258H190V257H189ZM196 258H198V257H196ZM196 258H195V259H196ZM206 258H207V256H206ZM237 258H238V256H237ZM253 258H254V257H253ZM256 258L258 259V255H256ZM261 258H260V260H261ZM3 259H4V258H3ZM3 259H1L0 262H2ZM15 259H16V258H15ZM19 259H21V258H19ZM22 259H23V258H22ZM36 259H37V258H36ZM66 259H69V261H70V258H66ZM95 259H96V258H95ZM99 259H98V260H99ZM136 259H138V258H136ZM148 259H149V258H148ZM148 259H147V260H148ZM190 259H192V257H191ZM247 259H248V258H247ZM4 260H6V259H4ZM9 260H10V259H9ZM11 260H13V259H11ZM16 260H17V259H16ZM16 260H15V261H16ZM23 260H24V259H23ZM27 260H28V257H27ZM40 260H41V259L39 258V261H40ZM50 260L52 261V259H50ZM71 260H72V258H71ZM82 260H83V259H82ZM102 260H103V259H102ZM111 260H112V258H111ZM120 260H121V258H120ZM120 260H119V261H120ZM138 260H139V259H138ZM168 260H169V263H167V262H168L167 259H166V261H167L166 263H167V264H171L170 259H168ZM175 260H176V259H174V262H175ZM206 260L208 261V259H206ZM206 260H205V261H206ZM212 260H213V259H212ZM244 260H246V259H244ZM248 260H249V259H248ZM250 260H251V258H250ZM262 260H261L260 262H262ZM19 261H20V260H19ZM19 261H18V262H19ZM21 261H22V260H21ZM25 261H26V260H25ZM28 261H29V260H28ZM31 261H32V260H31ZM34 261H36V260H34ZM51 261H50V263H51ZM62 261H63V260H62ZM74 261H75V260H74ZM90 261H91V260H90ZM104 261H105V260H104ZM109 261H110V259H108V262H109ZM112 261H113V260H112ZM114 261H116V260H114ZM119 261H118L117 264H120ZM151 261H152V260L150 259V262H151ZM176 261L178 262V260H176ZM183 261H184V260H183ZM189 261H190V260H189ZM196 261H197V259H196ZM230 261H231V260H230ZM234 261H235V260H234ZM242 261H243V260H242ZM253 261H254V260H253ZM263 261H264V260H263ZM4 262H5V261H4ZM13 262H14V261H13ZM52 262H53V261H52ZM56 262L58 263L59 261H56ZM98 262H100V260H99ZM137 262H139V261H137ZM147 262H149V261H147ZM158 262H159V261H158ZM181 262H182V261H181ZM191 262H192V261H191ZM212 262H214V260H213ZM238 262H240V261H238ZM245 262L248 263V261H245ZM254 262H255V261H254ZM8 263H9V262H7V264H8ZM23 263H24V262H23ZM28 263H29V262H28ZM53 263H54V262H53ZM67 263H68V262H67ZM80 263H81V262H80ZM85 263H86V262H85ZM94 263H95V262H94ZM109 263H110V262H109ZM132 263H133V262H132ZM135 263H136V262H135ZM139 263L141 264V262H139ZM164 263H165V262H164ZM217 263H218V262H217ZM232 263H233V261H232ZM234 263H235V262H234ZM247 263H245V264H247ZM255 263H256V262H255ZM1 264H3V263H1ZM5 264H6V263H5ZM14 264H15V263H14ZM26 264H27V262H26ZM30 264H31V262H30ZM33 264H34V262H33ZM40 264H41V263H40ZM51 264H52V263H51ZM77 264H78V263H77ZM86 264H88V263H86ZM98 264H99V263H98ZM115 264H116V263H115ZM126 264H127V263H126ZM129 264H130V263H129ZM133 264H134V263H133ZM136 264H137V263H136ZM147 264H150V263H147ZM152 264H153V262H152ZM178 264H179V263H178ZM182 264H186V263H183V262H182ZM188 264H189V263H188ZM207 264H208V262H207ZM228 264H229V263H228ZM252 264H253V263H252ZM256 264H259V263H256ZM260 264H261V263H260ZM263 264H264V263H263Z\"/></svg>",
  "mask_w": 264,
  "mask_h": 264
}]
</instances>
